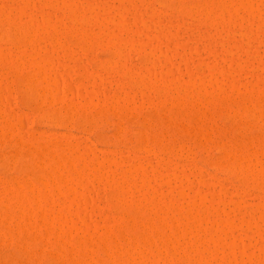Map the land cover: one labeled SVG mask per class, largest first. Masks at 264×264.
Listing matches in <instances>:
<instances>
[{
    "label": "rangeland",
    "instance_id": "1",
    "mask_svg": "<svg viewBox=\"0 0 264 264\" xmlns=\"http://www.w3.org/2000/svg\"><path fill=\"white\" fill-rule=\"evenodd\" d=\"M61 1L62 0H60V2H59V0L58 1L57 0H50V1L49 0H38V1L37 0H30L29 1L30 4H27V6H25V11H24V8H23L24 6L22 5L23 1H21V0L20 1L19 0H9V1L8 0H0V8H1L0 14L4 15V16L0 15V17H2L0 19V25H1L0 26V53H1L0 54V91H1L0 96H2V97H0V98H3V100L0 99V103H1L0 108L2 109V110L0 109V111H3L1 113L2 117L0 116V140H1L0 141V156H1L0 157V202L4 203V205H1V203H0V209L2 211V212L0 211V214L4 215L5 213L7 214V212L9 215H10V213L12 215L15 214L14 216L11 215L12 219L8 218V221L10 220L11 222L6 221L7 219L5 220V223L7 222V224H5V226H6L5 228L6 229L9 228L10 231H8V229H7L6 236H4V238L0 239V264H51V263L52 264H54V263L55 264H89L92 261V258L95 259L92 261V263L95 264V263H97L96 258H98V257H100L101 260L104 262L105 257H107L106 256V253L108 252L107 250H109V249H107L108 246L104 245L105 242L103 241L102 237L105 238L108 235L110 237L112 236L113 238L115 237L114 235H116L117 238L123 237L120 241L123 246L118 242L119 244L117 246L120 245L122 247V250L120 249V252H119L120 254L118 253L119 257H116V255H114V254H116L115 253L116 251L118 252V250H116L114 252V250L117 249L118 247L115 248L113 246L114 250L111 251V252H113V253H111V256H112L111 261L109 263H106V261L107 262L109 261L108 259L110 258V256H109V258L107 257V259L105 261L106 264H113V263L116 264V262H117V264H121V263L122 264H133V263L134 264H139V263L140 264H176V263L177 264H196V262L198 260L202 264H206V263L207 264H214V263L215 264H225V262H226V264H228V262L230 260L232 262V263L230 262L231 264H243L244 259H245L244 264H251V263L252 264H257V263L261 264L262 262L264 263V219H263L264 218V210H263L264 209V189H261V188H264V185H263L264 182H261V180L264 179V178H262L264 176V174L262 177L259 176V175H262V172L264 171V170H262V172H261L260 171L261 168H259L260 167L259 163L260 162L262 163V161L264 160L263 159L264 158V156H263L264 152L262 154V152L260 150L261 147H263V149H264V146H261V145H264V127H263L264 124L259 123V122H263V120H264L263 119L264 118V105H263L264 103L260 104L264 101V99H263V101H261V100L259 101V99H257L258 96L261 99L264 97V93H263L264 92V31H263L264 30V25H263L264 24V16H263L264 0H260L261 3L263 2L262 3L263 5L261 3L257 4L258 6L260 4L263 6L262 10H261V5H260V7H258V8H260L259 10L261 12L258 11L257 6H256V3L259 2L258 0H257V2L255 1L256 2V3H254L255 6L253 4H250L251 5L250 7H248L249 5L247 3L244 4V2H242V1L240 2L241 6H239V4H238L239 2H237L238 8H240V9H238L237 5L234 4L237 8V11L235 10L236 8L234 6L233 7L235 9L230 4H228L231 6V7L229 6L231 9L233 8L236 12H238L237 14H235L232 11L234 13V14L233 13L232 14L235 15L234 17L233 16L230 17L231 13L229 14V16L226 15L227 12L224 13L226 17L232 18L229 20L230 21L229 23H233L235 21L233 23V25L232 24L230 25L229 23H227L228 21H225V23H224V21H223L224 19H222V17L224 18L225 16H223L222 13H218L219 11L218 12L216 11L217 13L215 12L217 15V18H216V15H214V13H213L215 10L214 11L210 10L211 11L210 13L204 12V10H206V9L209 10L208 8L213 9L214 7H216L214 5L215 4L217 5V3H218L217 6H219V4H220V7H222L221 5H223L224 3L227 4L229 2V0H222V1H225L224 3L221 2L220 0H216L217 3H214V5H211V3L208 4L209 6H211V7L208 6V8H206V5H207L206 4V5H204V9L202 11H200L199 13H198V11L195 12V11L185 10L186 14H184V15H183V13H181L183 11H179L180 9H179V6H177V5L187 4V2L189 3L190 0L189 1L183 0L184 2L181 0L182 3H178L180 0L179 1L176 0V2H175V0H171V1L169 0L168 2H170V5L165 7V8L164 7L161 8L163 5L159 4L164 0H162V1L158 0L161 2H158L157 0H134V1L133 0H70V1L67 0V1H69L70 4H72V5L77 4L76 6H78V7H76L73 5L74 9L76 8L78 10L77 13L75 11L74 12L71 11L72 13L76 14V15L73 14L74 17H71V15H70L71 12L70 13L66 12L69 10L65 6V2H67V1H65V2H64V0H63V2H61ZM44 2H45V4H44ZM57 2H59V3H57ZM33 3H35L36 6ZM54 3H55V5H54ZM62 3H63V6L61 7L60 5ZM231 3H232V1H231ZM241 3H243V4H241ZM23 4L26 5V3H23ZM66 4H68V3H66ZM40 5H42L43 8ZM58 5H59V7H58ZM228 5H226V6H228ZM101 6H103V7H101ZM253 6H254V8L256 7L255 8L256 10L253 9ZM22 8H23V10H22ZM86 8H88V11ZM2 9H3V12H5V13L7 12V14L12 17V20L14 19V16H15L16 19H14V21H17V22L19 21L18 23H23L24 20H26V22L29 23L27 19H28L29 15H32V14H33L32 16H34L36 18L34 20V22L29 23V24H24V25H27L26 26L27 28H28V25L31 24L29 26L30 29H28V31H25L26 30L25 29L24 30L25 34L24 33H23L24 35L21 34L22 37H21V35H19L21 38H19V37H18L19 39L16 38L18 40L14 39L13 44H12L11 40H8V38L4 36L5 33L8 31V27L10 25L6 22L7 18L5 19V17L8 15L1 13ZM64 9H66V10L64 11ZM107 9H109V10H107ZM151 9H152V11H153V9L161 11L160 12L161 16L159 18L158 17L152 18L151 17L152 15H150ZM214 9H216V8H214ZM109 11H112V12H109ZM257 11H258V13H257ZM162 12H163V14H162ZM201 12L202 13L204 12L207 15L205 16V14H202ZM46 13H48V14H46ZM180 13L184 17H182L180 15ZM36 14H37V16H36ZM208 14H210V15L208 16ZM218 14L219 15L221 14L222 16L220 15L221 17L218 18ZM236 15L238 16L237 18H235ZM253 15H255L256 17ZM259 15H262V16L260 17ZM10 16H8V17H10ZM48 16L49 17L51 16V17L49 18ZM75 16H76V18H75ZM85 16H87V17H85ZM96 16H97V19L100 20V22L98 21L99 24H101L103 20L105 22L107 20L108 23L104 22L105 24H107V25H105L106 27L104 26V23H102L103 25L101 24L100 26L97 25V23H98L97 20H94V19H96ZM11 17H10V20H7V21L11 22L12 21ZM34 17H31V18H34ZM46 17H48V19H45ZM101 17H102V19H101ZM199 17H200V19H198ZM212 17H214V20L216 22L212 19ZM253 17H254V19H251ZM257 17L259 18V20H257L258 19ZM51 18H52L51 21H57V23H58V29H57V27H55L57 32H55L54 28H53L54 29L53 30L50 26H49L50 28L45 26V24L47 22H49L47 24V26L50 25V21H46V20H49ZM260 18H263V19H260ZM142 19L145 20L146 22L143 23ZM201 20H202V22H201ZM225 20H227V19H225ZM14 21H12V22L16 23ZM26 22H24V23H26ZM212 22H214V24ZM13 23H11V24H13ZM34 23L37 24L38 30H35V28L37 29V27H35V28L33 27V26H36V24H34ZM260 23H263L262 24L263 26L260 25ZM215 24H217V25H215ZM239 24H241V25H239ZM258 24H259V26H257ZM43 25H44V27H43ZM210 26H212V27H210ZM260 26H262V27H260ZM31 27H32V29H31ZM125 28H129V29H125ZM45 29H47V30H45ZM72 29H73V31H72ZM3 30H5V31L7 30V31L6 32L4 31L5 32L4 33ZM60 30L62 32H60ZM34 31H36V32L38 31L36 35H34V33H36ZM26 32H28V34ZM82 32H84L85 34L88 33V36L85 35L84 33L82 34ZM224 32H225V34H224ZM226 32L229 34H227ZM97 33H100V34H97ZM216 33H217V35H216ZM80 34H82L83 36L85 35L83 38H88L90 40V43L91 42H93V43L88 44L89 43L88 39H82V36ZM25 35L27 36V38H31V39L30 40L27 39ZM32 35H33V37H32ZM90 35L91 36L97 35V37L93 36V37H95V38H93L94 39L93 40V39H90V38H92V37H90ZM228 35H230V37ZM56 36H57V38H56ZM71 36H72V38H71ZM158 37H160V38H158ZM54 38L57 39L56 41H58L60 43L58 44L57 42H54L55 41ZM42 39H43V41H42ZM112 40L114 41V43H112ZM121 40L124 42L126 41V42L120 43ZM198 40H199V42H198ZM9 41H11V42H9ZM30 41H31V43H30ZM62 41H63V43H62ZM65 41H66V43H65ZM82 41L83 42L88 41V42L82 43ZM104 42H106V43H104ZM224 42H225V44H224ZM98 43H99V45H98ZM118 43L121 45H119ZM62 44H64V45H62ZM87 44H88V46H87ZM195 44H197V45H195ZM210 44H211V46H210ZM66 45H67V47H66ZM84 45H86V46L84 47ZM35 46H36V48H38V51L37 50L34 51L36 49ZM120 46H122V47H120ZM151 46L152 47L154 46L153 47L154 49ZM117 47H118V49H120L119 51L121 52L119 55H117L119 52V51L117 52ZM149 47L153 49L152 50L153 52L156 50L154 52V54L152 53V51ZM32 49H34V50H32ZM114 49H115V51H114ZM229 49H231V50H229ZM147 51H149L152 54L149 56L150 53ZM230 51H234V52L230 53ZM38 52H39V54H36ZM30 53L32 56L30 55ZM114 53H116V54L114 55ZM33 54L35 56L37 55L36 56L37 58L36 57L35 58L36 59L39 58L38 60L40 63L37 60L35 65H31V64L29 65L28 63H30L34 58ZM20 58H22V59L20 60ZM22 61H23V64H22ZM33 61H32V64H33ZM11 62L19 70H17L15 68V66L13 67V64ZM19 62H20V64H19ZM44 63H46V65H47V63L48 64L53 63L52 66H55L56 69L54 71L57 74L55 75V73H51L53 76H56L55 83H53L54 85L51 83H46L47 85L48 84L50 85V86L48 85L49 88L46 89L47 86L44 87L46 85L45 83H41V82L37 81L38 84L36 86H39L38 91H41L39 93H42L41 94V100L39 98L40 94L38 92L35 94L31 93L32 96L29 95L30 97L27 100L24 97V96H26V94H23V91L20 90V88L18 86V80H19L18 76H21V78L23 77L22 79H24L26 77L25 82H27V79L29 78V76H31L30 79H32V81L30 79H28V82H33V81L36 82L35 77L38 76V73L40 72V70L42 68L40 66L45 65ZM103 64L105 65V67L107 65L108 66L105 68L103 66ZM111 64H112V66H111ZM240 64H241V66H240ZM32 66H34V68ZM37 66H39L40 70L37 69L38 68ZM48 66H50V65H48ZM241 67H243V68H241ZM13 69L17 70L18 72L16 71V73H15V71ZM104 69H108L107 70L108 72ZM220 69H221V71H220ZM12 71H13L14 75L12 74ZM36 71H39V72L36 73ZM35 73H36V75H35ZM144 73H145V75H144ZM130 74L131 75L133 74L134 76L133 75L131 76ZM211 74L213 77L210 76ZM190 75H192V76H190ZM63 77H64V79H63ZM182 81H183V83H182ZM208 81H210V82H208ZM66 82L68 83V85L70 84L69 86H71V84H72L73 87H70L71 89H68L69 86L66 85ZM232 82H234V83H232ZM56 83H57V85H56ZM210 83H211V85H210ZM235 84H236V86H235ZM6 85H9V86H6ZM182 86L185 88H183ZM200 86H203V87H200ZM198 87H199V89H198ZM41 88H42V90H41ZM51 88H53V91L50 92V90H52ZM232 88L234 89V91ZM170 89H172V91ZM197 89H198V91H197ZM211 89H213V91H211ZM179 90H182L183 92L179 91ZM251 90H252L253 95L250 94ZM46 91H47V93H46ZM195 92L196 93L199 92L198 94H200V95L196 96L197 94ZM203 92H204L205 97L203 95H201V93H203ZM52 93L57 94L55 99L53 98L54 96L53 97L51 96ZM171 93H173V94H171ZM177 93H179L180 95L179 94L177 95ZM258 93H259V95H258ZM3 94H6V95H3ZM42 95H44V97H45L44 98L45 100L44 99L43 100L45 101L46 104L42 100ZM174 95L177 98H175ZM186 95L189 98L186 97ZM34 96H36V97L38 96L37 100H36V98H33ZM183 96H185V97H183ZM22 97L24 99H22ZM26 97H28V94ZM254 97H257V98L255 99ZM30 98L33 100H31ZM186 98L188 99V102L185 100H183L184 102L181 101L182 99H186ZM220 98L222 99V101H220ZM174 100H176V102ZM255 100L259 101V104L261 106L260 105L257 106L258 103ZM33 101L36 103H34ZM171 101H174L175 104ZM177 101H179V102H177ZM180 101L182 103H184L185 105L182 104ZM232 101H233V103H232ZM248 102H250V103H248ZM186 103H187V105H186ZM220 103H222V104H220ZM251 103L253 104L254 107L252 106ZM177 104H179V105H177ZM228 104L230 107L228 106ZM246 106H247V108H246ZM259 107H261V108H259ZM248 108H249V110H248ZM255 109H257V111H255ZM178 111L179 112L181 111V112L179 113ZM22 112H24V113L26 112V114L21 115V114H23ZM185 112H186V115H185ZM189 112L191 115L189 114ZM246 112H248V113H246ZM53 113H55V114H53ZM63 113L66 115L63 116ZM71 113H73V114H71ZM107 113H108V115H107ZM253 113L255 114L254 117H253ZM260 113H262V114H260ZM56 114H57V117H53ZM149 114H150V116H149ZM26 115L28 117H26ZM31 115H32V117H31ZM113 115H114V117H113ZM187 115H188V117H187ZM62 116L63 117L66 116V118H64V120H63ZM147 116L150 118H148ZM249 116H250V118H249ZM8 117L11 119V121H10V119H8ZM17 117H18V119L21 118V119H19L20 121L18 119L17 120L15 119ZM142 117H144V118H142ZM190 117L192 120L190 119ZM251 117H253V118H251ZM6 118L9 121H7ZM41 118H43V119H41ZM180 118H181V120H180ZM259 118H261V119H259ZM12 119L13 120L15 119V120L12 121ZM254 120H257V121L253 122ZM15 121H18L16 123H17V126H19L20 128L16 127L17 129L15 128V131L13 129H11L14 132L13 131L11 132V130L6 132L9 129H8V127L7 128L5 127V124H7L8 122L14 123ZM164 121L165 122L167 121L166 122L167 124ZM83 122H84V124H83ZM198 122H199V124H197ZM180 123L181 124L184 123V124L181 125ZM190 123H192V124H190ZM214 123L216 124V126ZM242 123H243V125H242ZM90 124L91 125L93 124V125L90 127L89 126ZM143 124H144V126H143ZM165 124H166V126H163ZM251 124H252V127H251ZM192 125L195 126L196 129L200 128L199 126H201L200 130L203 129L202 131L205 132L207 130L209 132L207 134L205 133L206 135L204 133H202L205 135V137H202L204 135H202L201 133L199 136V133H197V131L194 132L195 127H192ZM169 126L171 128H169ZM187 126H189V127L191 126V127L188 128ZM244 126L247 127L248 129L244 128ZM203 127H206V128H203ZM2 128L4 131L2 130ZM88 128L90 130H88ZM91 128H94V129H91ZM141 129L144 133L141 131ZM188 129H189V131H188ZM191 129H192V133H194V134L191 133ZM260 129H262V130H260ZM2 131L5 134V137H3L4 135L3 136L1 135ZM139 131L142 133V135ZM189 132L191 133L190 135H189ZM198 132H201V131L198 130ZM139 134H140V136H139ZM145 134H146V137L148 135V140H153V141L149 142L146 140L147 138L144 137L143 138V139H145L144 142L147 141V144L145 146L146 142L143 143V145L145 147H142V148H144V149H142L139 146L138 147L136 146L137 145L136 142H138V140L141 139V137H143V135H145ZM163 134H165V136ZM159 135H161V136H159ZM49 136H51L52 138ZM158 137L161 139V142H160V144L157 143V145H155L156 143L154 142V138H158ZM253 137H254V141H253ZM36 139H37V142H35ZM162 139H163V141H162ZM22 141H24V143ZM200 141H201V143H200ZM220 141H222V142H220ZM260 141H263V144L260 143ZM27 142H28V144H27ZM256 143H257V145H256ZM259 143H260V145H259ZM31 144H33V145H31ZM169 144L171 146H169ZM223 144L225 145V148H223V149H225V151L230 152V153H228V155L226 152V155L224 157H222L225 154L224 152H223L224 154L222 153V151H224V150L220 147V145L223 146ZM29 145H30V147H29ZM69 145H70V147H69L68 151H72V148H74V150L77 148L75 151H81L82 155L85 154L84 155L85 158L81 157V154L79 156L80 152H78L77 156H78V158L81 157L82 161L80 160L81 162L79 161L77 163V160H79L80 158L78 159L76 157L75 158V160H76L75 163H77V165H76L74 163L75 160L74 161L71 160L76 165L75 168L77 169V171L81 170L82 172H80L81 173L80 174L79 172L76 171L77 172L76 173L74 171L73 172L74 175H72L70 172H68L71 175V177H69V179H67L68 185L64 184V186H63L60 183V186L62 185V187H60V188H59V186H57L60 181L55 185L57 187H54V186L52 187V185H51V187L53 189L51 187H49V185H47L46 183L44 184V182H42L43 185H41L42 183L40 182V180L36 178L39 175L41 176V174H43V173L39 174L40 173L39 168L37 167L38 171L35 170L36 172H38L39 175H37V173H32V169H30L29 167L27 168V166H29L28 164L29 163L31 164L33 161L32 157L31 156L29 157L32 159V160L30 159L31 160L30 161L29 159L27 160L28 156L25 155L27 157L26 158L25 156H23V157H25V159H26L25 160L22 158V156H21V158L19 156H16V153H15V151L18 152L19 148H21L20 151H22V150L27 151V149H25V148H31V150H33V147H34V149H36V150H34L32 152L35 153V151H37V152L41 153V154L35 153L36 155H39V154L42 155V153L46 154V155L45 154L42 155L41 158L39 157L40 159H42V158L43 159L41 160V162L39 159L38 164L40 162V166H41V164H42V166L44 165V169L42 166H41L42 168H40V169L41 170L43 169V171L45 169L46 170L48 169L50 171V170H52V168H50V166H52L55 169V171L57 172L56 174L60 175L62 177L63 176L62 174H65V175L67 174L66 172L64 173V169L62 168L63 162H65L67 159H69L71 157V155H70L71 153L70 152L68 153V151L66 150V149H68ZM71 145H72V147H71ZM76 145H77V147H76ZM17 146H18V148H16ZM36 146L38 149L35 148ZM57 146H60V148H58ZM165 146L168 148L167 150H166ZM174 146L177 147V149ZM179 146L180 147L182 146V147L180 148ZM63 147H65V148L63 149ZM147 147H149V148H147ZM162 147L164 149H162ZM226 147H227V149L229 148L230 150H226ZM43 148L45 150H47V148H49V150H52L50 152L53 154L48 152L49 150H47L45 152V150ZM54 148L55 149L57 148L58 151H54L55 150ZM146 148L148 149L149 152L147 151ZM171 148L172 149L174 148V149L172 150ZM39 149H41V150H39ZM134 149H135V151H134ZM31 150H30V152H31ZM63 150H66L65 153L68 154L66 156L67 157L69 156V158H66L64 156L65 153L63 152ZM175 150H177L178 152H175ZM186 150H188V151H186ZM236 150H237V152H236ZM249 150H251V151H249ZM165 151H167V152H165ZM47 153L49 154V156L47 155ZM59 153L61 155L63 154L62 156L65 157L64 161L59 162V163H62L60 165H59L58 161H61L60 158L63 159L64 157H60L61 155ZM231 153H232V156L230 155ZM246 153H248V154H246ZM12 154H14V155H12ZM76 154H77V152H76ZM136 154L139 156H137ZM175 154H176V156H175ZM235 155H236V157L233 158V156H235ZM246 155L250 159L249 162H251V163H246V164H248L249 166H252L253 164H255L254 167H252V169L256 167L257 169L259 168L258 171L261 172V173L260 172L257 173V172H254V171H256V169H253V170L250 169L251 171L254 172L253 178H255V177L258 178V176H259V179L262 178L260 180L257 178H255L256 180L250 178L254 181H257V184H256V182L254 183V181H252V180L250 181L248 179L250 181L249 184L247 183L244 185V183H246L248 180L247 181L243 180L244 183L242 185V183L239 181L240 177H242L240 175L241 174L243 175V173L240 172V170H242V169L238 170V172L235 169L236 172L238 173L237 174L238 177H236V178H234L235 176L231 175L230 172H228V170H226V169L230 170V167H232V164L234 165V164H236V162H237V164H238V162L240 164L242 161H245ZM44 156H46V158H44ZM186 156H188V158H186ZM226 156L228 158L229 157L230 158L227 159ZM244 156H245V158H244ZM48 157H49V159H48ZM57 157L58 158L60 157L59 160L56 159ZM176 157L180 158V159H177ZM192 157H194L195 159ZM237 157L242 159L241 162H240L239 158L237 159ZM82 158H84V159H82ZM232 158L235 159L234 163L232 162L233 161ZM96 159L97 160L99 159L98 161H100L101 163H98ZM236 159L238 161H236ZM103 160H104V162H103ZM228 160L231 161L232 164ZM16 161H17V163H16ZM88 161L90 162V164H91V162L94 161L93 163H95L96 167H101V164H103V163L105 164V165L103 164V166L101 167L102 168L101 170L99 169L101 172L100 173L98 172L99 174H95L96 177H95L94 173H92L93 176H92V174H89V175L87 174L88 176H91V177H88V178L84 177V175H83L84 169H82L81 167H83L85 164L88 165L89 164V163L87 164ZM176 161H177V164H176ZM225 161H226L227 165H226ZM168 162L170 164L166 165V164H168ZM171 162H172L173 167L171 166ZM220 162L221 163L223 162L225 167H222L223 163L221 165ZM73 163H72V166H73ZM93 163H92V166H94ZM256 163L258 165H256ZM26 164H27V166H26ZM48 164H49V166H48ZM216 164H217V167L215 168ZM65 165H66V163L64 164V166ZM213 165H215V166H213ZM219 165H221V166L219 167ZM228 165H230V166L227 168ZM19 166L22 167V170L26 166V168H25L26 171L23 170V171H21V173H19L18 171H20V169H21ZM45 166H47V167L45 168ZM89 166L92 167L91 165H89ZM263 166H264V163H262V166H261L262 169L264 168ZM18 167H19V169H18ZM175 167L177 169H175ZM249 168H251V167H249ZM34 169H36V168H34ZM94 169H95V166H94ZM60 170H62L63 173ZM55 171H51V172L54 173ZM58 171H60V172H58ZM71 171H73V170H71ZM160 171H162V174L164 175V176L162 175V177L167 176L166 179H168V182H170V183H167V181L164 183L162 181L158 182V180L153 179V178H155L154 177L155 175L157 176V174H155V172H160ZM23 172H25V173H23ZM26 173H28V174H26ZM124 173L127 175H125ZM21 174H24V176H21ZM77 174H79V176L81 175L82 178L77 176ZM33 175L36 178V180H34L35 178L33 177ZM70 175L68 174V176H70ZM159 175H160V173H159ZM180 175H182V176H180ZM72 176H74V177H72ZM31 177L33 178L34 183H36V184H34L35 186L33 185L34 187H36L35 190H37V188L39 190V191L38 190L33 191V192H36V193H34L35 195H31L30 193H32V192L27 193L25 191L26 188L30 186V183H31V185L33 183ZM63 177H62V181H64ZM66 177L67 176L64 177L65 178L64 182L67 181ZM140 177H143V178L145 177V179L147 178L148 182H149V179L151 178L150 179L151 184H153V186H155V187H152V185H151V187L153 190H154V188L156 190L154 192L148 191L150 189V187L147 186V189H148L147 190L146 186L145 187L142 186L143 181ZM23 178H25V181ZM181 178L184 179V181H182ZM20 179L21 180L23 179L22 180L23 183ZM70 179H71V181H70ZM145 179H143L144 180L143 183L147 184V182H145L146 181ZM243 179H244V175H243ZM3 180H5L6 182ZM16 180H18L19 183L16 182ZM79 180H80V182H79ZM127 180H128V182H127ZM230 180H231V182H230ZM73 181H74V183H73ZM241 181H242V178H241ZM117 182H118V185H115V184H117ZM122 182L124 183V185L122 184ZM179 182H180V184H179ZM251 182H253L254 184ZM157 183L158 184L160 183V185H158ZM71 184H73V186ZM171 184H172V186H171ZM46 185L48 186L47 187L48 189H45L46 191H43L44 188H46L45 187ZM113 185H114V187H113ZM262 185H263V187H262ZM21 186H22V188H21ZM140 186H141V188H140ZM225 186H228V187L225 188ZM71 187L73 189H71ZM75 187L78 190V191L76 190L77 193L75 192L76 195L74 194V192L72 193V191L75 190ZM117 187L119 188V190L117 189ZM120 187H123V189L122 188L120 189ZM126 187H128L129 190ZM157 187H159V188H157ZM58 188H59V190H58ZM142 188H144V189H142ZM182 188H184V189H182ZM227 188H229V189H227ZM20 189L22 192L24 191L22 196L26 192V194H27L26 197L25 196L21 197V194H19L21 192ZM68 189H69V191H68ZM27 190H29V189L27 188ZM32 190H34V188ZM52 190H55L56 193H55V191L53 192ZM179 190H181V191H179ZM47 192H49V194ZM69 192H71L72 194ZM162 192H163V194H162ZM179 192H181V193H179ZM17 193L19 194V196L17 195ZM38 193H39V195H38ZM44 193H45V197L47 196L46 197L47 199H45V197H42L44 195ZM152 193L154 196L152 195ZM154 193H156V194H154ZM122 194H124V196H121ZM161 194H162V196H161ZM16 195L18 196V198H21V199H19L20 201L18 200L19 203H18V201L16 202V200H15L17 198ZM74 195L76 196V198H79V201H80L79 203H82L83 205H81V204H80V206H78L76 204H73V205L70 204L69 205V203H74L73 201L70 200V199H72V197ZM81 195H82V197H81ZM118 195H119V197H118ZM32 196L34 198H37V199L35 200ZM151 196H152V198L153 197L154 198L156 197V198L155 199L153 198L151 200ZM27 197H29L30 199L33 198L32 199L33 201L32 200L29 201V199H28L33 210L31 209L29 203H27V204L25 203L26 205L23 203V202H26L25 200H27ZM39 198H41V199L39 200ZM76 198H74L73 200H77ZM115 198H116V200H118V202H116ZM203 198L204 199L207 198V200H204ZM53 199L55 201H53ZM86 199H89V200H86ZM111 199H112V201H111ZM126 199H128L127 202H125ZM194 199H196V200H194ZM210 199H213V201L212 200L209 201ZM61 200H63V202ZM130 200H131V202L135 201L136 204L138 203V205H136L135 203L132 202L133 204H135L138 207L137 208L134 205L137 211L129 209L128 206L131 204V203H129ZM171 200H173V201H171ZM188 200L190 203L188 202ZM86 201H87V203H86ZM180 201H182V202H180ZM196 201H197V203L199 202V205L196 203ZM20 202H21L22 206L21 205H19V207L17 206L20 211L15 210V209H17V208H15L16 205L20 204ZM36 202H38V203H36ZM168 202H171V204L173 203V205L179 210V212L180 213L182 212L181 214H183L184 211L189 209V208H187V207H189V205L191 206V205L195 204L196 209L198 207L200 210L202 209L201 211L203 212V215L201 214V211L199 214L197 213V216H199L201 214L199 217L204 219V220L202 219V222L200 221L199 217H197L199 219V220H197V222H196V219L193 221L194 218L191 215H188V217H190V218L192 217V219H191L192 221L190 220V218L187 219L186 218L187 215L185 216L186 212L184 214L185 217H183L187 220V227H189V225H190L189 229L192 227L191 226L192 224L194 225V223H196V227H199V226H197L198 224L201 225L200 228L203 226L201 229L202 231L200 230V228H198L197 229L198 231H197L196 229H193L194 227H192L191 229L194 231L196 230L197 232L195 233L193 231L195 233L193 235H195V236L191 235L193 232L190 229V232H191L190 233L189 229L187 227H185L186 220L183 218L182 219L184 221H182V223H183L182 225H184L183 227L187 228L188 230H184V228L182 227L181 224L180 225L178 224L179 225V227H178V225L176 223H177V221H179L178 220L179 218H180V220H182L180 217L182 215L180 214V216H179V212L176 209L175 210L177 212L172 211V213L173 212L175 213V214L173 213L174 214L173 218L171 215L172 214L171 211L169 213V209H168V213L166 212L165 214L166 215L170 214V216H166V218H163V217L162 218L165 220L166 219L169 220L168 222L172 223L173 226H174V224H176L179 229L183 228V230L186 231V233H184V235L187 234L186 237H184V236H183L184 238L181 237L183 230L181 231L178 229V232L180 231L179 232L180 235L177 234L178 233V232H176L177 227L175 228L176 231L174 230L175 233L173 231L169 230V228L170 229L172 228V225L171 226L169 225L170 223H168V225H169L168 228L166 226L167 229L164 226L165 224L162 225V226H164V228L166 230L164 228L160 229L161 226H158V225L157 226L160 228H158V227L156 228L153 226L157 230H154V228H152V231H151V226L149 229L150 231L148 230L149 227L145 228L146 225H145V227H143V225H144L143 223L146 224L147 221L151 222V223L148 222V224H150V225L155 224V220L157 218L161 217L162 214L164 215L165 211L164 212L162 211L163 212L162 213L160 211V209H162V207L164 206L163 210H167L164 208L169 207L170 204ZM239 202L241 205L239 204ZM5 203H8L6 205L9 208L7 206L5 207ZM10 203L13 204V207H14L13 209H12ZM14 203H16V204H14ZM128 203H129V205H127V207H126V204H128ZM153 203H156L155 204L156 205V212H155V207H154ZM164 203H168L167 204L168 207L167 206L165 207ZM65 204H67V205H65ZM146 204H148V205H146ZM158 204L161 205L160 206L161 208L157 206ZM177 204H178V206H177ZM27 205L30 207L31 210L28 208ZM36 205L38 206V208H37L38 210L36 209ZM139 205H141V206H139ZM257 205H259V206H257ZM23 206L25 208H23ZM44 206L46 207L45 209H44ZM211 206H213V207H211ZM223 206H225V208ZM40 207H41V210L39 209ZM132 207H133V205H132ZM232 207H234V208H232ZM26 208H28L29 210L27 211ZM68 208H70V209L68 210ZM126 208H128L130 211H128V209H126ZM135 208L133 207L132 209H135ZM21 209H23V211L25 210L27 214L25 213V211L21 212ZM230 209H232V210H230ZM51 210H53V211H51ZM62 210L63 211L65 210V212L62 213ZM152 210H154V213L152 212ZM220 210H222V211H220ZM223 210H224V214H222ZM48 211L49 212L51 211V213H48ZM210 211H212V212H210ZM125 212L128 214V216ZM36 213L38 215H36ZM52 213L57 214V215H54ZM61 213H62V216H61ZM65 213H66V215H65ZM28 214H29L30 219H28V217H27ZM121 214H123V215H121ZM150 214H151V216H153L154 214L155 215H154V217H151ZM156 214H160V216L157 217ZM220 214H222V218H223V215H226V216L228 215L227 217L230 221L231 226L228 225L229 222H228V219L226 218V216H224V218H226L227 223L224 222L225 219H220L221 218ZM9 215H7V216H9ZM22 215H24L25 218ZM30 215H33V216H30ZM35 215H36V217H35ZM41 215H42V217H41ZM50 215L52 216L51 218H54L57 216L58 218L60 217L59 219L67 216L66 221L68 223V227H66L67 223L65 222V220L61 221L62 224L65 223L62 225L61 222L60 223L58 222L59 220L57 217H56V221L54 218L51 222L50 221L51 220ZM43 216H44V218H43ZM119 216H122L124 218L126 217L127 219L126 218L120 219ZM146 216L150 217V218H146ZM243 216H245V217H243ZM26 217H27V219H26ZM63 218H62V220H63ZM162 218H160V220ZM206 218H207V220H206ZM247 218L249 221L247 220ZM21 219L22 220L26 219L27 222H26V220H25V222L27 224L24 221H22ZM42 219H44V221H42ZM135 219L136 220L139 219L138 220L139 222L137 221L138 224H137ZM143 219L146 222H144ZM148 219H150V220H148ZM170 219L172 220V222ZM174 219H176V220H174ZM28 220L30 221V224L32 225L33 228L30 227V225L28 224V222H29ZM33 220H34V222H32ZM48 220H49V222H47ZM127 220H129V222H127ZM15 221H18V222H15ZM38 221H39V224L37 223ZM141 221H143V223H140ZM157 221H158V219H157ZM173 221H175V222H173ZM221 221L223 224V225L221 224L223 226V228L221 227V225L219 226ZM23 222L25 224H23ZM41 222H42V224H41ZM16 223H17V226H16ZM130 223H132V224L134 223L133 224L134 227L136 225L137 226L135 228H132V226H131V228H130ZM165 223H166V221H165ZM70 224L73 226V228L75 226V228L72 229L73 232L71 230V232L73 233L72 235H74V237L80 238V240L84 239V236H86V238H87L86 243L83 240L78 241L79 239L77 240V238H74V240H73V241H76L77 243L76 242L75 243L69 242V239L72 238L70 235L69 236L71 238L69 237V239H64L65 241L63 240V242H61L62 239H61V236L59 234H62V233L63 234L64 233L69 234L70 232L68 233L67 231H69V228H71ZM73 224H75V225H73ZM217 224H218V228L221 227L220 228L221 231H222V229L226 230L224 228H227V229L229 228L230 230L229 231L226 230L223 234H221L223 231L221 232L219 229L218 231H220V233L216 230L217 234H215V232H213L215 229L214 230H212V229L214 227L216 228ZM255 224H256V226H255ZM54 225H55V227H53ZM56 225H59L60 228H59V226H56ZM212 225H213V228L211 229L212 232H210V233H212V234L214 233L213 237L215 238L214 240L216 242L219 241V242H217L218 244L216 243V246L218 245L216 247V250H214L215 247H213V246H215L214 245L215 241L211 240L209 242L211 235H212V234L211 235L209 234V230H210V227ZM247 225L250 226L251 228L248 227ZM62 226H64L63 227V228H65L64 230H63ZM258 226H260V227H258ZM137 227H138V232H141L140 236L136 230ZM142 227L145 230L146 229L148 230V231L146 230L148 232V234H150V232H152L153 236L156 235L155 237H158V233H159L158 238L159 239L161 238V240L157 239V243L160 241L158 243L159 245L157 244L158 247H160V245L162 243V240H163L162 238L166 239L165 237H168V236H170L168 238L172 237L171 234H169V233L172 232L173 236L175 234L177 235V236L175 235L171 239H173L175 237L178 238V236H180L181 238L177 239V240H180V242L177 241L179 244L178 243H177L178 245L176 244L178 246V248H177V246L175 247V250H177V251L174 254H176V255H174L171 252H169V253L166 252L167 249H165V248H167V245L171 244V242H170L171 240L168 241V243H170V244L167 243V240H164V244L167 243V245H163V243H162L163 248L165 249L164 251H163V249L161 250L164 253V254L162 253L163 255L160 253L161 247L158 250V247L154 248L153 245H150L153 247V250L155 249L152 252L155 253L158 250L159 252L157 251V253L160 254L159 256L157 254L156 255L154 254V256H155L154 257L152 255L150 249H149V244H147L148 246L143 244L142 238H144V234L146 235V231H144V232L141 231ZM205 227L208 229L207 233L210 236H208L206 234V232H204L206 229ZM235 227H237V228H235ZM53 228L56 230L53 231ZM95 228L98 230H96ZM127 228H128V230H129V228H130V230L134 229L133 230L134 234L136 233L138 235V237H141L142 240H139L140 238L138 239L137 237L134 236V234L131 235L133 233V231H125ZM218 228H216V229H218ZM51 229H52V231H50ZM86 229L88 231H86ZM172 229H174V228H172ZM207 229H206V231H207ZM22 230H23V233L22 232H21L22 234L19 233ZM28 230H29V232L32 231V232H30V234H32V236L34 234V231H36L35 234L37 236L34 234L35 237L34 236L33 237L35 238V242L37 241L36 243L38 244V247H37L36 243L33 244V245H35L34 248H33V245H31L32 246L31 248H33V250H32L33 252L30 254L29 257L27 255H25V257H24V255L21 253L22 251L18 250V248H20L21 245L23 246L25 244L23 236H24L25 232L26 233L28 232ZM119 230H121L123 233L120 232ZM45 231H47V232H45ZM93 231H94V233L95 232L96 233L94 234ZM109 231H110V233H109ZM113 231H116V232H113ZM187 231L189 233H187ZM9 232L11 233L10 234L11 239H10V236L8 234ZM50 232L52 234H50ZM119 232L122 234H120ZM14 233H16L17 235L19 234V237H17V235ZM38 233H39V235H38ZM91 233H92V235H91ZM115 233H117V234H115ZM161 233H163V235H161ZM142 234H143V237H142ZM196 234H197V236H196ZM54 235L56 238L54 237ZM58 235L60 238H58ZM232 235H234V236H232ZM13 236L16 238V240ZM40 236H42V237H40ZM89 236H90V239L92 240L91 242H90ZM96 236L98 238L100 237L99 239L104 243L102 244L101 241L99 243L98 240L95 241L96 239H98ZM130 236L132 238H134V241H137V239L139 240V242L137 241L138 246L133 240H131ZM36 237L37 238L39 237V238L37 239ZM107 238H105V239H107ZM117 238H116V240L119 241L120 239H117ZM216 238H218V239H216ZM4 239H5V242H4ZM20 239H22V240L20 241ZM57 239H58V241H57ZM182 239L185 241H183ZM128 240H131V242H128V243H131L132 247L130 246V244L126 243ZM19 241L23 242V243H20ZM41 241L43 242V245H42ZM165 241H166V243H165ZM191 241H193V243ZM18 242H19V246H17ZM54 242H56V243L58 242V245H56ZM65 242H67V243H65ZM83 242H84V244H83ZM16 243H17V245H15ZM61 243L65 244L64 246L67 249V250H65V252H62V253L58 252L59 250L58 251L55 250L54 252L51 251V249H52L51 247H53L52 250H54L55 247L59 248ZM243 243H245V244H243ZM46 244H47V246H46ZM86 244H89V245L86 246ZM96 244H98V247L96 246ZM99 244H101L100 246L102 248L99 246ZM139 244H142V245L139 246ZM203 244L206 246H207V244H209L210 247L207 246V249H205L206 246H204ZM53 245L54 246L56 245V246L54 247ZM133 245H136V246L133 247ZM155 245H156V243H155ZM244 245H245V247L243 248ZM15 246H16V248L14 250ZM44 246H45V248H44ZM124 246H126V247H124ZM170 246L172 249L171 251H174L173 250L174 247L172 248V244ZM170 246H168V250L170 249ZM41 247L43 250L41 249ZM121 247H119V248H121ZM152 247H151V249H152ZM187 247H189V248H187ZM68 248L69 249L72 248L70 250V252H68V250H69ZM98 248L101 250H99ZM103 248H106V249H103ZM142 248L145 250H143ZM210 248H212V249L210 250ZM111 249H112V247H111ZM98 250L101 252H98ZM102 250H103V253L105 250L107 251L105 253V255L102 253ZM126 250H127V252H126ZM146 250H148V251H146ZM121 251H122V253H123V251L125 252V253H123L124 255L122 254L123 257H120ZM136 251H141L140 254H142V253L145 254L146 252L147 253L145 254V256L142 254L143 255L142 256V255H139V253ZM221 251H223V252H221ZM34 252H35V254H34ZM67 252L69 253V255ZM217 252H218V254H217ZM19 253H21V254H19ZM51 253L54 255L55 258L53 257V255ZM58 253L60 256H56ZM206 253H207V255H206ZM222 253H223V255H222ZM258 253H260V254L258 255ZM14 254H16V255H14ZM90 254L92 257L90 256ZM112 254L118 259L113 257ZM171 254L174 256L171 257ZM51 255H52V257H51ZM164 255H165L166 259L164 257H162ZM201 255H202V257H201ZM7 256H8V260L6 261ZM193 256H194V258H193ZM9 257H11L12 260ZM32 257H34V258H32ZM56 257H57V260H56ZM131 257H132V259H130ZM147 257H150V258H147ZM199 257L202 258V260L199 259ZM203 257L204 258L206 257L207 259H204ZM26 258H28V259L26 260ZM64 258H66V259H64ZM229 258H230V260H228ZM13 259H14V261H13ZM15 259H17V260H15ZM10 260H11V262H10ZM54 260H56V261H54ZM58 260H59V262H57ZM191 260H193V262ZM207 260L210 263H208ZM53 261H54V263H53ZM199 261L197 262V264H201ZM103 262H102V264H105Z\"/></svg>",
    "mask_w": 264,
    "mask_h": 264
},
{
    "label": "bare ground",
    "instance_id": "2",
    "mask_svg": "<svg viewBox=\"0 0 264 264\" xmlns=\"http://www.w3.org/2000/svg\"><path fill=\"white\" fill-rule=\"evenodd\" d=\"M8 1H9V0H8ZM19 1H20V0H19ZM21 1H23V2H22V5L24 6L23 8H24V11H25V6H27V4H30V2H29L30 0H28V1H27V0H25V1H24V0H21ZM37 1H38V0H37ZM49 1H50V0H49ZM57 1H58V0H57ZM65 1H67V0H64V2H65ZM69 1H70V0H69ZM69 1L65 2V6H66V8L69 9V10L66 11V12L70 13L71 11H72V12L75 11V12L77 13L78 10H77L76 8H75V9H76L77 11L74 9V6H76L77 4H75V5L73 4V5H74V6H73L72 4L69 3ZM133 1H134V0H133ZM133 1H132V2H133ZM157 1H158V0H157ZM161 1H162V0H161ZM161 1H158V2H161ZM168 1H169V0H164V1H162L161 3H159L160 5H161V4L163 5L161 8H163V7L165 8V7L169 6V5H170V2H168ZM170 1H171V0H170ZM178 1H179V0H178ZM180 1H181V0H180ZM180 1H179L178 3H182L183 0H182L181 2H180ZM188 1H189V0H188ZM220 1L223 2V3L225 2V1H222V0H220ZM231 1H232V3H231ZM241 1L244 2V4L247 3V4L249 5V6H248V5L246 4L248 7L251 6L250 4H253V5H254V3L257 2V0H229V2H228L227 4H226V3H224V4L222 3L223 5H221L222 7H220V4H219V6H217L218 3L216 2V0H190L189 3L187 2V4H181V5H177V6H179V9H180L179 11H183V12H181V13H183V15H184V14H186L185 10H190V11H195V12L198 11V13H199L200 11H202V10L204 9V5L207 4V5H206V8H208V6H209L208 4L211 3V5H214V3H217V5H216V4L214 5V6H216V7H214V8H216V9H214V8H213V9H212V8L210 9V8H208L209 10H207V9L205 8L207 11L204 10V12H205V13H206V12H207V13H208V12L210 13V12H211L210 10H213V11L215 10V11L213 12L214 15H216V13L219 11L218 13H222L223 16H225L224 13L227 12L228 14L226 13V15L229 16V14L231 13V14H230V17H231V16L234 17L235 15H233V14H234V13H235V14L238 13V12H236V11H237V8H238L237 2H239L238 4H239V6H241V5H240V2H241ZM255 1H256V2H255ZM258 1H259V2L256 3V6H257L258 11H260V10H259L260 8H258V7H260V5H261L263 2L261 3L260 0H258ZM28 2H29V3H28ZM59 2H60V0H59ZM59 2H57V3H59ZM61 2H63V0H62ZM148 2H149V1H148ZM150 2H151V1H150ZM175 2H176V0H175ZM183 2H184V1H183ZM19 3H20V2H19ZM23 3H26V5L23 4ZM55 3H56V2H55ZM55 3H54V5H55ZM66 3H68V4H66ZM74 3H75V2H74ZM212 3H213V4H212ZM258 3H261V4L258 6V5H257ZM33 4L35 5V3H33ZM44 4H45V2H44ZM225 4H226V5L230 4L232 7L234 6L235 8H236L235 5H237V8H236V9L233 7L236 11H235L233 8H232V9H233V10H232V9L230 8V7H231L230 5L226 6ZM234 4H235V5H234ZM241 4H243V3H241ZM31 5H32V4H31ZM47 5H48V4H47ZM47 5H46V6H47ZM56 5H57V4H56ZM246 5H245V6H246ZM262 5H263V4H262ZM262 5H261V10H262V8H263ZM18 6H19V5H18ZM20 6H21V5H20ZM35 6H36V5H35ZM40 6H42V5H40ZM44 6H45V5H44ZM60 6L62 7V6H63V3H62ZM65 6H64V7H65ZM229 6H230V7H229ZM245 6H244V7H245ZM247 6H246V7H247ZM254 6H255V5H254ZM254 6H253V9L256 8V7L254 8ZM28 7H29V6H28ZM49 7H50V6H49ZM56 7H57V6H56ZM58 7H59V5H58ZM58 7H57V8H58ZM76 7H78V6H76ZM90 7H91V6H90ZM101 7H103V6H101ZM152 7H153V6H152ZM209 7H211V6H209ZM212 7H213V6H212ZM19 8H20V7H19ZM23 8H22V10H23ZM26 8H27V7H26ZM42 8H43V6H42ZM108 8H109V7H108ZM157 8H158V7H157ZM0 9H1V8H0ZM53 9H54V8H53ZM86 9H87V11H88V8H86ZM86 9H85V10H86ZM91 9H92V8H91ZM159 9H160V8H159ZM168 9H169V8H168ZM238 9H240V8H238ZM19 10H20V9H19ZM60 10H61V9H60ZM65 10H66V9H64V11H65ZM107 10H109V9H107ZM255 10H256V9H255ZM8 11H9V10H8ZM79 11H80V10H79ZM114 11H115V10H114ZM174 11H175V10H174ZM216 11H217V12H216ZM232 11H233L234 13H233ZM238 11H239V10H238ZM258 11H257V13H258ZM22 12H23V11H22ZM28 12H29V11H28ZM42 12H43V11H42ZM72 12L70 13V15H71V17H74V15H76V14H74V13H72ZM83 12H84V11H83ZM93 12H94V11H93ZM109 12H112V11H109ZM160 12H161V11H159V10L153 9V11H152V9H151V13H150V12H149V13H150V15H152V16H151L152 18H153V17H154V18H155V17H156V18H157V17L159 18V17L161 16V15H160ZM184 12H185V13H184ZM195 12H194V13H195ZM204 12H203V13L201 12V13H202V14H205ZM215 12H216V13H215ZM255 12H256V11H255ZM255 12H254V13H255ZM260 12H261V11H260ZM263 12H264V11H263ZM1 13H3V14H7V12H6V13L3 12V9H2V11H1ZM11 13H12V12H11ZM32 13H33V12H32ZM68 13H67V14H68ZM80 13H81V12H80ZM94 13H95V12H94ZM165 13H166V12H165ZM181 13H180V15H181ZM189 13H190V12H189ZM232 13H233V14H232ZM28 14H29V13H28ZM46 14H48V13H46ZM73 14H74V15H73ZM91 14H92V13H91ZM111 14H112V13H111ZM162 14H163V12H162ZM191 14H192V13H191ZM195 14H196V13H195ZM252 14H253V13H252ZM255 14H256V13H255ZM260 14H261V13H260ZM0 15H2V14H0ZM7 15H8V14H7ZM32 15H33V14H32ZM32 15H29V17H28V19H27L29 23L34 22V20L36 19V18H35L34 16H32ZM34 15H35V14H34ZM112 15H113V14H112ZM200 15H201V14H200ZM206 15H207V14H205V16H206ZM209 15H210V14H208V16H209ZM211 15H212V14H211ZM220 15H221V14H220ZM220 15L218 14V18L222 16V15H221V16H220ZM2 16H4V15H2ZM8 16H10V15H8ZM8 16H6L5 19L7 18V20H10V17H11V16H10V17H8ZM27 16H28V15H27ZM36 16H37V14H36ZM115 16H116V15H115ZM181 16H182V15H181ZM201 16H202V15H201ZM212 16H213V15H212ZM244 16H245V15H244ZM253 16H255V15H253ZM257 16H258V15H257ZM259 16L261 17L262 15H259ZM263 16H264V13H263ZM31 17H34V18H31ZM48 17H49V16H48ZM48 17H46L45 19H48ZM50 17H51V16H50ZM50 17H49V18H50ZM68 17H69V16H68ZM85 17H87V16H85ZM177 17H178V16H177ZM182 17H184V16H182ZM230 17H226V16H225L224 18L222 17V19H224V20H223L224 23H225V21H228L227 23H229V22H230L229 20L232 19V18H230ZM237 17H238V16L236 15L235 18H237ZM255 17H256V16H255ZM1 18H2V17H0V19H1ZM3 18H4V17H3ZM8 18H9V19H8ZM30 18H31V19H30ZM52 18H53V17H52ZM52 18L49 19V20H46V21H50V25L47 26V24L49 23V22H47V23L45 24V26H46V27H49V26H50L52 29H53V28L55 29V27H57V29H58V23H57V21H51ZM56 18H57V17H56ZM56 18H55V19H56ZM66 18H67V17H66ZM75 18H76V16H75ZM175 18H176V17H175ZM180 18H181V17H180ZM210 18H211V17H210ZM216 18H217V15H216ZM216 18H215V19H216ZM247 18H248V17H247ZM257 18H258V17H257ZM14 19H16L15 16H14ZM14 19L12 20V17H11V20H12V21H14ZM29 19H30V20H29ZM37 19H38V18H37ZM42 19H43V18H42ZM71 19H72V18H71ZM101 19H102V17H101ZM110 19H111V18H110ZM143 19H144V18H143ZM143 19H142V20H143ZM198 19H200V17H199ZM212 19L214 20V17H212ZM222 19H221V20H222ZM225 19H227V20H225ZM233 19H234V18H233ZM249 19H250V18H249ZM251 19H254V17L251 18ZM260 19H263V18H260ZM3 20H4V19H3ZM7 20H6V22H7L10 26L8 27V31L6 30L7 32H6L5 30H3V32H4V31L6 32V33L4 32V33H5L4 36L7 37L8 40H11V41H12V44H13L14 39H16V38H18V37L21 38L22 35L25 34L24 32H25V31H28V29H30L29 26H30L31 24L28 25V28H27V27H26L27 25H24V24H29V23L26 22V20H24V22H26V23H24V22H23V23H18L19 21H18V22H17V21H14V22H16V23H13L12 21L9 22V21H7ZM78 20H79V19H78ZM94 20H97V22H98V21L100 22V20L97 19V16H96V19H94ZM202 20H203V19H202ZM202 20H201V22H202ZM210 20H211V19H210ZM240 20H241V19H240ZM257 20H259V18H258ZM71 21H72V20H71ZM82 21H83V20H82ZM85 21H86V20H85ZM214 21H215V20H214ZM241 21H242V20H241ZM250 21H251V20H250ZM261 21H262V20H261ZM35 22H36V21H35ZM94 22H95V21H94ZM99 22L97 23L98 26H100V25H101L102 23H104L105 21L103 20L101 24H99ZM106 22H107V20H106ZM106 22H105V23H106ZM142 22L144 23V22H146V21L143 20ZM215 22H216V21H215ZM231 22H232V21H231ZM234 22H235V21H234ZM234 22H233V23H234ZM251 22H252V21H251ZM256 22H257V21H256ZM11 23H13V24H11ZM105 23H104V26L107 25V24H105ZM107 23H108V22H107ZM206 23H207V22H206ZM206 23H205V24H206ZM210 23H211V22H210ZM212 23L214 24V22H212ZM218 23H219V22H218ZM233 23H229V24H230V25H231V24L233 25ZM237 23H238V22H237ZM239 23H240V22H239ZM241 23H242V22H241ZM258 23H259V22H258ZM4 24H5V23H4ZM34 24H36V23H34ZM93 24H94V23H93ZM95 24H96V23H95ZM208 24H209V23H208ZM256 24H257V23H256ZM262 24H263V23H260V25H262ZM65 25H66V24H65ZM97 25H96V26H97ZM102 25H103V24H102ZM144 25H145V24H144ZM211 25H212V24H211ZM215 25H217V24H215ZM225 25H226V24H225ZM227 25H228V24H227ZM235 25H236V24H235ZM235 25H234V26H235ZM239 25H241V24H239ZM242 25H243V24H242ZM263 25H264V24H263ZM263 25H262V26H263ZM0 26H1V25H0ZM59 26H60V25H59ZM71 26H72V25H71ZM98 26H97V27H98ZM113 26H114V25H113ZM257 26H259V24H258ZM262 26H260V27H262ZM6 27H7V26H6ZM33 27H34V28L37 27V29L35 28V30H38V26H37V24H36V26H33ZM43 27H44V25H43ZM50 27H49V28H50ZM75 27H76V26H75ZM105 27H106V26H105ZM210 27H212V26H210ZM214 27H215V26H214ZM4 28H5V27H4ZM4 28H3V29H4ZM81 28H82V27H81ZM98 28H99V27H98ZM100 28H101V27H100ZM102 28H103V27H102ZM230 28H231V27H230ZM258 28H259V27H258ZM6 29H7V28H6ZM25 29H26V30H25ZM31 29H32V27H31ZM42 29H43V28H42ZM47 29H48V28H47ZM47 29H45V30H47ZM54 29H53V30H54ZM73 29H74V28H73ZM73 29H72V31H73ZM93 29H94V28H93ZM104 29H105V28H104ZM104 29H103V30H104ZM125 29H129V28H125ZM217 29H218V28H217ZM259 29H260V28H259ZM24 30H25V31H24ZM49 30H50V29H49ZM75 30H76V29H75ZM81 30H82V29H81ZM111 30H112V29H111ZM133 30H134V29H133ZM257 30H258V29H257ZM95 31H96V30H95ZM99 31H100V30H99ZM134 31H135V30H134ZM263 31H264V30H263ZM29 32H30V31H29ZM34 32H36V31H34ZM37 32H38V31H37ZM37 32L34 33V35H36ZM55 32H57L56 29H55ZM58 32H59V31H58ZM60 32H62V31L60 30ZM66 32H67V31H66ZM80 32H81V31H80ZM100 32H101V31H100ZM219 32H220V31H219ZM4 33H3V34H4ZM23 33H24V34H23ZM26 33L28 34V32H26ZM83 33H84V32H82V34H83ZM212 33H213V32H212ZM226 33H227V32H226ZM21 34H22V35H21ZM29 34H30V33H29ZM82 34H80V35L82 36V39H88V38H83L85 35L88 36V33H86V34L84 33V34H85L84 36H83ZM97 34H100V33H97ZM103 34H104V33H103ZM224 34H225V32H224ZM224 34H223V35H224ZM227 34H229V33H227ZM227 34H226V35H227ZM6 35H7V36H6ZM19 35H21V37H20ZM64 35H65V34H64ZM64 35H63V36H64ZM78 35H79V34H78ZM101 35H102V34H101ZM216 35H217V33H216ZM25 36H26V35H25ZM59 36H60V35H59ZM68 36H69V35H68ZM93 36H95V35H93ZM93 36L90 35V37H92V38H90V39H93V38L97 37V35H96L95 37H93ZM158 36H159V35H158ZM220 36H221V35H220ZM228 36L230 37V35H228ZM231 36H232V35H231ZM5 37H4V38H5ZM32 37H33V35H32ZM64 37H65V36H64ZM113 37H114V36H113ZM261 37H262V36H261ZM1 38H2V37H1ZM19 38H18V39H19ZM26 38H27V36H26ZM40 38H41V37H40ZM56 38H57V36H56ZM71 38H72V36H71ZM80 38H81V37H80ZM101 38H102V37H101ZM158 38H160V37H158ZM199 38H200V37H199ZM254 38H255V37H254ZM5 39H6V38H5ZM18 39H16V40H18ZM27 39L30 40L31 38H27ZM54 39H55V38H54ZM54 39H53V40H54ZM60 39H61V38H60ZM60 39H59V40H60ZM96 39H97V38H96ZM229 39H230V38H229ZM255 39H256V38H255ZM260 39H261V38H260ZM16 40H15V41H16ZM29 40H28V41H29ZM56 40H57V39H55L54 42H57V43L59 44L60 42H58V41H56ZM61 40H62V39H61ZM66 40H67V39H66ZM71 40H72V39H71ZM93 40H94V39H93ZM107 40H108V39H107ZM2 41H3V40H2ZM11 41H9V42H11ZM28 41H27V42H28ZM42 41H43V39H42ZM49 41H50V40H49ZM80 41H81V40H80ZM88 41H89L88 44L93 43V42L90 43V40H89V39H88ZM88 41H84V42L87 43ZM108 41H109V40H108ZM108 41H107V42H108ZM230 41H231V40H230ZM246 41H247V40H246ZM18 42H19V41H18ZM24 42H25V41H24ZM67 42H68V41H67ZM84 42L82 41V43H84ZM110 42H111V41H110ZM121 42L125 43L126 41L124 42V41L121 40L120 43H121ZM198 42H199V40H198ZM14 43H15V42H14ZM30 43H31V41H30ZM49 43H50V42H49ZM62 43H63V41H62ZM65 43H66V41H65ZM65 43H64V44H65ZM78 43H79V42H78ZM104 43H106V42H104ZM112 43H114L113 40H112ZM127 43H128V42H127ZM195 43H196V42H195ZM222 43H223V42H222ZM229 43H230V42H229ZM256 43H257V42H256ZM33 44H34V43H33ZM54 44H55V43H54ZM64 44H62V45H64ZM88 44H87V46H88ZM118 44H119V43H118ZM118 44H117V45H118ZM224 44H225V42H224ZM258 44H259V43H258ZM14 45H15V44H14ZM49 45H50V44H49ZM56 45H57V44H56ZM56 45H55V46H56ZM94 45H95V44H94ZM98 45H99V43H98ZM106 45H107V44H106ZM113 45H114V44H113ZM119 45H121V44H119ZM195 45H197V44H195ZM212 45H213V44H212ZM256 45H257V44H256ZM32 46H33V45H32ZM79 46H80V45H79ZM81 46H82V45H81ZM85 46H86V45H84V47H85ZM111 46H112V45H111ZM157 46H158V45H157ZM210 46H211V44H210ZM221 46H222V45H221ZM225 46H226V45H225ZM60 47H61V46H60ZM66 47H67V45H66ZM92 47H93V46H92ZM120 47H122V46H120ZM151 47H152V46H151ZM153 47H154V46H153ZM153 47H152V48H153ZM233 47H234V46H233ZM35 48H36V46H35ZM40 48H41V47H40ZM46 48H47V47H46ZM115 48H116V47H115ZM136 48H137V47H136ZM139 48H140V47H139ZM149 48H150V47H149ZM152 48H150L151 51L154 49V48H153V49H152ZM205 48H206V47H205ZM236 48H237V47H236ZM42 49H43V48H42ZM53 49H54V48H53ZM86 49H87V48H86ZM112 49H113V48H112ZM211 49H212V48H211ZM226 49H227V48H226ZM238 49H239V48H238ZM32 50H34V49H32ZM36 50L38 51V48H36L34 51H36ZM119 50H120V49H118V47H117V52H118ZM141 50H142V49H141ZM227 50H228V49H227ZM229 50H231V49H229ZM114 51H115V49H114ZM144 51H145V50H144ZM144 51H143V52H144ZM155 51H156V50H155ZM155 51H154V52H155ZM117 52H116V53H117ZM145 52H146V51H145ZM145 52H144V53H145ZM147 52H149V51H147ZM154 52L152 51L153 54H154ZM228 52H229V51H228ZM231 52H234V51H230V53H231ZM34 53H35V52H34ZM79 53H80V52H79ZM116 53H114V55H115ZM120 53H121V52L119 51L117 55H119ZM144 53H143V54H144ZM149 53H150V52H149ZM152 53H150L149 56H150ZM240 53H241V52H240ZM0 54H1V53H0ZM36 54H39V52L36 53ZM87 54H88V53H87ZM25 55H26V54H25ZM30 55H31V53H30ZM33 55H34V54H33ZM78 55H79V54H78ZM117 55H116V56H117ZM22 56H23V55H22ZM31 56H32V55H31ZM31 56H30V57H31ZM36 56H37V55H36ZM36 56H35V55L33 56V57H34L33 60H34L35 62L31 59V60L33 61V64H32V61H31L30 63H28L29 65H30V64H31V65H35V64H36V61L39 59V58L36 59V58H37ZM145 56H146V55H145ZM168 56H169V55H168ZM232 56H233V55H232ZM35 57H36V58H35ZM39 57H40V56H39ZM92 57H93V56H92ZM117 57H118V56H117ZM1 58H2V57H1ZM148 58H149V57H148ZM150 58H151V57H150ZM170 58H171V57H170ZM21 59H22V58H20V60H21ZM75 59H76V58H75ZM94 59H95V58H94ZM243 59H244V58H243ZM28 60H29V59H28ZM107 60H108V59H107ZM3 61H4V60H3ZM7 61H8V60H7ZM244 61H245V60H244ZM38 62H39V60H38ZM38 62H37V63H38ZM105 62H106V61H105ZM240 62H241V61H240ZM11 63H12V62H11ZM17 63H18V62H17ZM39 63H40V62H39ZM49 63H50V62H49ZM96 63H97V62H96ZM2 64H3V63H2ZM12 64H13V63H12ZM19 64H20V62H19ZM22 64H23V61H22ZM44 64H45V65H42V66L39 65L40 67H42L41 70H40L39 66H37V67H38L37 69L40 70V72H39V71H36V73L39 72V73H38V76L35 77L36 79L34 78V79L36 80V82H35V81H33V82H28V79H30L31 76H29V78L27 79V82H25V80H26L25 78H26V77H25L24 79H22L23 77L21 78V76H18V77H19V80H18V86H19L20 90L23 91V94H26V96H27V94H28V97L24 96L27 100H28L29 97H30L29 95L32 96L31 93H34V94H35V93H37V92H38V93L41 92V91H38V90H39V86H36V85L38 84V82L45 83V84H46V83H51V84L55 83L56 76H53V75L51 74V73H55V75L57 74V73L54 71V70L56 69L55 66H52L53 63H52V64H48V63H47V65H46V63H44ZM217 64H218V63H217ZM24 65H25V64H24ZM24 65H23V66H24ZM29 65H28V66H29ZM37 65H38V64H37ZM48 65H50V66H48ZM214 65H215V64H214ZM219 65H220V64H219ZM244 65H245V64H244ZM246 65H247V64H246ZM9 66H10V65H9ZM14 66H15V65L13 64V67H14ZM103 66L105 67L104 64H103ZM103 66H102V67H103ZM107 66H108V65H107ZM107 66H106V67H107ZM111 66H112V64H111ZM220 66H221V65H220ZM240 66H241V64H240ZM32 67L34 68V66H32ZM43 67H44V68H43ZM53 67H54V68H53ZM106 67H105V68H106ZM9 68H10V67H9ZM15 68H16V66H15ZM209 68H210V67H209ZM241 68H243V67H241ZM1 69H2V68H1ZM16 69H17V68H16ZM198 69H199V68H198ZM213 69H214V68H213ZM13 70H14L15 73H16V71L19 70V69H17V70L13 69ZM57 70H58V69H57ZM104 70L107 71L108 69H104ZM215 70H216V69H215ZM1 71H2V70H1ZM220 71H221V69H220ZM17 72H18V71H17ZM62 72H63V71H62ZM107 72H108V71H107ZM137 72H138V71H137ZM185 72H186V71H185ZM210 72H211V71H210ZM215 72H216V71H215ZM21 73H22V72H21ZM36 73H35V75H36ZM191 73H192V72H191ZM3 74H4V73H3ZM12 74H13V71H12ZM19 74H20V73H19ZM133 74H134V73H133ZM133 74H132V75H133ZM171 74H172V73H171ZM13 75H14V74H13ZM17 75H18V74H17ZM35 75H34V76H35ZM96 75H97V74H96ZM130 75H131V74H130ZM132 75H131V76H132ZM134 75H135V74H134ZM134 75H133V76H134ZM144 75H145V73H144ZM5 76H6V75H5ZM15 76H16V75H15ZM81 76H82V75H81ZM128 76H129V75H128ZM131 76H130V77H131ZM190 76H192V75H190ZM193 76H194V75H193ZM210 76L213 77L212 74H211ZM57 77H58V76H57ZM159 77H160V76H159ZM161 77H162V76H161ZM141 78H142V77H141ZM154 78H155V77H154ZM165 78H166V77H165ZM57 79H58V78H57ZM63 79H64V77H63ZM158 79H159V78H158ZM30 80L32 81V79H30ZM140 80H141V79H140ZM211 80H212V79H211ZM214 80H215V79H214ZM37 81H38V82H37ZM129 81H130V80H129ZM141 81H142V80H141ZM156 81H157V80H156ZM185 81H186V80H185ZM56 82H57V81H56ZM61 82H62V81H61ZM67 82H68V81H67ZM67 82H66V85L69 86L70 84L68 85L69 82H68V83H67ZM169 82H170V81H169ZM171 82H172V81H171ZM203 82H204V81H203ZM208 82H210V81H208ZM180 83H181V82H180ZM182 83H183V81H182ZM232 83H234V82H232ZM165 84H166V83H165ZM236 84H237V83H236ZM236 84H235V86H236ZM239 84H240V83H239ZM239 84H238V85H239ZM42 85H43V84H42ZM42 85H41V86H42ZM48 85H49V84H48ZM48 85L46 84L44 87L47 86V87H46V89H47V88H49ZM53 85H54V84H53ZM56 85H57V83H56ZM117 85H118V84H117ZM137 85H138V84H137ZM141 85H142V84H141ZM175 85H176V84H175ZM178 85H179V84H178ZM210 85H211V83H210ZM212 85H213V84H212ZM217 85H218V84H217ZM220 85H221V84H220ZM6 86H9V85H6ZM49 86H50V85H49ZM213 86H214V85H213ZM221 86H222V85H221ZM65 87H66V86H65ZM70 87H73L72 84H71V86L68 87V89H71ZM160 87H161V86H160ZM182 87H183V86H182ZM192 87H193V86H192ZM200 87H203V86H200ZM204 87H205V86H204ZM222 87H223V86H222ZM42 88H43V87H42ZM42 88H41V90H42ZM171 88H172V87H171ZM183 88H185V87H183ZM218 88H219V87H218ZM51 89H52V90H50V92L53 91V88H51ZM158 89H159V88H158ZM195 89H196V88H195ZM198 89H199V87H198ZM198 89H197V91H198ZM200 89H201V88H200ZM202 89H203V88H202ZM204 89H205V88H204ZM232 89H233V88H232ZM236 89H237V88H236ZM170 90L172 91V89H170ZM22 91H21V92H22ZM163 91H164V90H163ZM167 91H168V90H167ZM179 91H182V90H179ZM195 91H196V90H195ZM199 91H200V90H199ZM211 91H213V89H211ZM233 91H234V89H233ZM0 92H1V91H0ZM168 92H169V91H168ZM168 92H167V93H168ZM176 92H177V91H176ZM182 92H183V91H182ZM193 92H194V91H193ZM222 92H223V91H222ZM249 92H250V91H249ZM44 93H45V92H44ZM46 93H47V91H46ZM162 93H163V92H162ZM191 93H192V92H191ZM195 93H196V92H195ZM198 93H199V92H198ZM198 93H196V94H197L196 96L200 95V94H198ZM230 93H231V92H230ZM263 93H264V92H263ZM18 94H19V93H18ZM20 94H21V93H20ZM39 94H40V97H39V98H40V100H41V94H42V93H39ZM58 94H59V93H58ZM171 94H173V93H171ZM171 94H170V95H171ZM178 94H179V93H177V95H178ZM228 94H229V93H228ZM250 94L253 95V94H252V90H251ZM256 94H257V93H256ZM3 95H6V94H3ZM36 95H37V94H36ZM179 95H180V94H179ZM182 95H183V94H182ZM182 95H181V96H182ZM192 95H193V94H192ZM201 95L204 96V92L201 93ZM214 95H215V94H214ZM258 95H259V93H258ZM262 95H263V94H262ZM51 96H52V97L54 96L53 98L55 99V97L57 96V94H56V93H52ZM181 96H180V97H181ZM193 96H194V95H193ZM222 96H223V95H222ZM249 96H250V95H249ZM0 97H2V96H0ZM37 97H38V96H37ZM37 97L34 96L33 98H36V100H37ZM48 97H49V96H48ZM52 97H51V98H52ZM174 97H175V95H174ZM178 97H179V96H178ZM183 97H185V96H183ZM186 97H188V96L186 95ZM204 97H205V96H204ZM247 97H248V96H247ZM261 97H262V96H261ZM7 98H8V97H7ZM44 98H45L44 95H42V100H43ZM49 98H50V97H49ZM53 98H52V99H53ZM175 98H177V97H175ZM188 98H189V97H188ZM228 98H229V97H228ZM254 98L256 99L257 97H254ZM254 98H253V99H254ZM0 99L3 100V98H0ZM22 99H24V98L22 97ZM30 99H31V98H30ZM126 99H127V98H126ZM186 99H187V98H186ZM186 99H182L181 101L184 102L183 100H185V101L188 102V99H187V100H186ZM253 99H252V100H253ZM257 99H259V101H260V100L263 101L264 97L261 99V98H259V96H258ZM7 100H8V99H7ZM31 100H33V99H31ZM44 100H45V99H44ZM44 100H43V101H44ZM56 100H57V99H56ZM60 100H61V99H60ZM122 100H123V99H122ZM57 101H58V100H57ZM57 101H56V102H57ZM174 101L176 102V100H174ZM174 101H171V102L174 103ZM181 101H180V102H181ZM208 101H209V100H208ZM220 101H222L221 98H220ZM226 101H227V100H226ZM246 101H247V100H246ZM255 101H256V100H255ZM259 101H256V102L258 103L257 106H259L260 104H263V103H264V101H263L262 103L259 104ZM23 102H24V101H23ZM33 102H34V101H33ZM37 102H38V101H37ZM56 102H55V103H56ZM177 102H179V101H177ZM182 102H181V103H182ZM217 102H218V101H217ZM235 102H236V101H235ZM235 102H234V103H235ZM256 102H255V103H256ZM26 103H27V102H26ZM34 103H36V102H34ZM44 103H45V101H44ZM189 103H190V102H189ZM189 103H188V104H189ZM192 103H193V102H192ZM224 103H225V102H224ZM232 103H233V101H232ZM248 103H250V102H248ZM0 104H1V103H0ZM45 104H46V103H45ZM122 104H123V103H122ZM174 104H175V103H174ZM182 104H184V103H182ZM220 104H222V103H220ZM244 104H245V103H244ZM251 104H252V103H251ZM25 105H26V104H25ZM47 105H48V104H47ZM177 105H179V104H177ZM184 105H185V104H184ZM186 105H187V103H186ZM232 105H233V104H232ZM255 105H256V104H255ZM263 105H264V104H263ZM35 106H36V105H35ZM156 106H157V105H156ZM156 106H155V107H156ZM180 106H181V105H180ZM189 106H190V105H189ZM194 106H195V105H194ZM228 106H229V104H228ZM241 106H242V105H241ZM252 106H253V104H252ZM260 106H261V105H260ZM28 107H29V106H28ZM195 107H196V106H195ZM205 107H206V106H205ZM216 107H217V106H216ZM229 107H230V106H229ZM244 107H245V106H244ZM253 107H254V106H253ZM33 108H34V107H33ZM126 108H127V107H126ZM158 108H159V107H158ZM246 108H247V106H246ZM259 108H261V107H259ZM0 109H1V108H0ZM64 109H65V108H64ZM116 109H117V108H116ZM155 109H156V108H155ZM237 109H238V108H237ZM1 110H2V109H1ZM4 110H5V109H4ZM20 110H21V109H20ZM31 110H32V109H31ZM118 110H119V109H118ZM121 110H122V109H121ZM173 110H174V109H173ZM175 110H176V109H175ZM202 110H203V109H202ZM205 110H206V109H205ZM230 110H231V109H230ZM235 110H236V109H235ZM248 110H249V108H248ZM61 111H62V110H61ZM71 111H72V110H71ZM195 111H196V110H195ZM243 111H244V110H243ZM255 111H257V109H255ZM262 111H263V110H262ZM2 112H3V111H0V116H1V113H2ZM5 112H6V111H5ZM49 112H50V111H49ZM113 112H114V111H113ZM115 112H116V111H115ZM178 112H179V111H178ZM180 112H181V111H180ZM180 112H179V113H180ZM225 112H226V111H225ZM249 112H250V111H249ZM253 112H254V111H253ZM22 113H23V114H21V113H20V114H21V115L26 114V112H25V113L22 112ZM215 113H216V112H215ZM246 113H248V112H246ZM14 114H15V113H14ZM20 114H19V115H20ZM53 114H55V113H53ZM71 114H73V113H71ZM100 114H101V113H100ZM118 114H119V113H118ZM170 114H171V113H170ZM176 114H177V113H176ZM183 114H184V113H183ZM189 114H190V112H189ZM260 114H262V113H260ZM27 115H28V114H27ZM27 115H26V117H28ZM64 115H66V114L63 113V116H64ZM107 115H108V113H107ZM155 115H156V114H155ZM155 115H154V116H155ZM185 115H186V112H185ZM190 115H191V114H190ZM206 115H207V114H206ZM223 115H224V114H223ZM230 115H231V114H230ZM247 115H248V114H247ZM254 115H255V114L253 113V117H254ZM9 116H10V115H9ZM12 116H13V115H12ZM15 116H16V115H15ZM63 116H62V117H63ZM67 116H68V115H67ZM149 116H150V114H149ZM159 116H160V115H159ZM194 116H195V115H194ZM1 117H2V116H1ZM5 117H6V116H5ZM29 117H30V116H29ZM31 117H32V115H31ZM44 117H45V116H44ZM53 117H57V114H56L55 116H53ZM60 117H61V116H60ZM72 117H73V116H72ZM113 117H114V115H113ZM145 117H146V116H145ZM147 117H148V116H147ZM187 117H188V115H187ZM205 117H206V116H205ZM208 117H209V116H208ZM230 117H231V116H230ZM253 117H251V118H253ZM64 118H66V116L63 117V120H64ZM142 118H144V117H142ZM148 118H150V117H148ZM153 118H154V117H153ZM162 118H163V117H162ZM184 118H185V117H184ZM240 118H241V117H240ZM249 118H250V116H249ZM249 118H248V119H249ZM255 118H256V117H255ZM8 119H10V118L8 117ZM15 119L17 120L18 117L15 118ZM15 119H14V120H15ZM19 119H21V118H19ZM19 119H18V120H19ZM41 119H43V118H41ZM41 119H40V120H41ZM57 119H58V118H57ZM158 119H159V118H158ZM163 119H164V118H163ZM190 119H191V117H190ZM190 119H189V120H190ZM236 119H237V118H236ZM242 119H243V118H242ZM257 119H258V118H257ZM259 119H261V118H259ZM263 119H264V118H263ZM6 120H7V118H6ZM6 120H5V121H6ZM14 120L12 119V121H14ZM49 120H50V119H49ZM153 120H154V119H153ZM180 120H181V118H180ZM191 120H192V119H191ZM201 120H202V119H201ZM210 120H211V119H210ZM7 121H9V120H7ZM10 121H11V119H10ZM19 121H20V120H19ZM142 121H143V120H142ZM203 121H204V120H203ZM212 121H213V120H212ZM237 121H238V120H237ZM240 121H241V120H240ZM255 121H257V120H254L253 122H255ZM16 122H18V121H15L14 123H13V122H8L7 124H5V127H6V128L8 127V129H9V130H7L6 132L10 131L11 129H13V130L15 131V128H16V127H19V126H17V123H16ZM147 122H148V121H147ZM164 122H165V121H164ZM166 122H167V121H166ZM166 122H165V123H166ZM194 122H195V121H194ZM249 122H250V121H249ZM158 123H159V122H158ZM168 123H169V122H168ZM172 123H173V122H172ZM192 123H193V122H192ZM192 123H190V124H192ZM207 123H208V122H207ZM259 123L264 124V120H263V122H259ZM20 124H21V123H20ZM20 124H19V125H20ZM47 124H48V123H47ZM83 124H84V122H83ZM144 124H145V123H144ZM144 124H143V126H144ZM166 124H167V123H166ZM166 124L163 125V126H166ZM180 124H181V123H180ZM183 124H184V123H183ZM183 124H181V125H183ZM197 124H199V122H198ZM214 124H215V123H214ZM249 124H250V123H249ZM64 125H65V124H64ZM92 125H93V124H92ZM92 125L90 124L89 126L91 127ZM194 125H195V124H194ZM206 125H207V124H206ZM236 125H237V124H236ZM242 125H243V123H242ZM3 126H4V125H3ZM143 126H142V127H143ZM196 126H197V125H196ZM207 126H208V125H207ZM210 126H211V125H210ZM215 126H216V124H215ZM5 127H4V128H5ZM187 127L190 128L191 126H190V127L187 126ZM192 127H195V126L192 125ZM197 127H198V126H197ZM199 127H200V128H197V129H198L199 131H201V132H198V130L196 129V127H195V131H194V132L197 131V133H199V136H200V133H201V134H202V133H204V134L206 133V134H207V133L209 132V131H207V130H206L207 132H206V131L204 132V131H202L203 129L200 130V129H201V126H199ZM233 127H234V126H233ZM251 127H252V124H251ZM251 127H250V128H251ZM259 127H260V126H259ZM263 127H264V126H263ZM19 128H20V127H19ZM144 128H145V127H144ZM169 128H171V127L169 126ZM173 128H174V127H173ZM203 128H206V127H203ZM244 128H247V127L244 126ZM253 128H254V127H253ZM16 129H17V128H16ZM91 129H94V128H91ZM192 129H193V128H192ZM192 129H191V133H192ZM223 129H224V128H223ZM247 129H248V128H247ZM254 129H255V128H254ZM256 129H257V128H256ZM2 130H3V128H2ZM13 130H11V132H12ZM88 130H90V129L88 128ZM260 130H262V129H260ZM3 131H4V130H3ZM3 131L1 132V133H2L1 135H2V136L4 135L3 137H5V134L3 133ZM14 131H13V132H14ZM141 131H142V129H141ZM175 131H176V130H175ZM188 131H189V129H188ZM223 131H224V130H223ZM246 131H247V130H246ZM6 132H5V133H6ZM139 132H140V131H139ZM142 132H143V131H142ZM185 132H186V131H185ZM53 133H54V132H53ZM140 133H141V132H140ZM143 133H144V132H143ZM148 133H149V132H148ZM148 133H147V134H148ZM191 133L189 132V135H190ZM245 133H246V132H245ZM69 134H70V133H69ZM181 134H182V133H181ZM187 134H188V133H187ZM192 134H194V133H192ZM204 134H202V135H204ZM206 134H205V135H206ZM20 135H21V134H20ZM27 135H28V134H27ZM38 135H39V134H38ZM45 135H46V134H45ZM141 135H142V133H141ZM163 135L165 136V134H163ZM163 135H162V136H163ZM178 135H179V134H178ZM205 135L202 136V137H205ZM13 136H14V135H13ZM24 136H25V135H24ZM52 136H53V135H52ZM139 136H140V134H139ZM157 136H158V135H157ZM159 136H161V135H159ZM194 136H195V135H194ZM207 136H208V135H207ZM210 136H211V135H210ZM49 137H51V136H49ZM137 137H138V136H137ZM144 137L147 138L146 140L149 141V142H150V141H153V140H148V135H147V137H146V134H145V135H143V137H141V139L138 140V142H136V144H137L136 146H137V147L139 146L140 148H142V147H145V146H146L147 141H145L146 143L144 142V140H145V139H143ZM196 137H197V136H196ZM20 138H21V137H20ZM51 138H52V137H51ZM261 138H262V137H261ZM6 139H7V138H6ZM137 139H138V138H137ZM165 139H166V138H165ZM183 139H184V138H183ZM203 139H204V138H203ZM30 140H31V139H30ZM38 140H39V139H38ZM120 140H121V139H120ZM166 140H167V139H166ZM173 140H174V139H173ZM233 140H234V139H233ZM244 140H245V139H244ZM248 140H249V139H248ZM251 140H252V139H251ZM262 140H263V139H262ZM0 141H1V140H0ZM31 141H32V140H31ZM79 141H80V140H79ZM81 141H82V140H81ZM162 141H163V139H162ZM192 141H193V140H192ZM210 141H211V140H210ZM210 141H209V142H210ZM246 141H247V140H246ZM246 141H245V142H246ZM253 141H254V137H253ZM11 142H12V141H11ZM13 142H14V141H13ZM20 142H21V141H20ZM22 142L24 143V141H22ZM28 142H29V141H28ZM28 142H27V144H28ZM35 142H37V139L35 140ZM117 142H118V141H117ZM149 142H148V143H149ZM154 142L156 143L155 145H157V143L160 144L161 139H160L159 137H158V138H154ZM173 142H174V141H173ZM194 142H195V141H194ZM197 142H198V141H197ZM220 142H222V141H220ZM39 143H40V142H39ZM39 143H38V144H39ZM143 143H145V146L143 145ZM165 143H166V142H165ZM170 143H171V142H170ZM195 143H196V142H195ZM200 143H201V141H200ZM202 143H203V142H202ZM212 143H213V142H212ZM260 143L263 144V141H260ZM260 143H259V145H260ZM38 144H37V145H38ZM153 144H154V143H153ZM203 144H204V143H203ZM225 144H226V143H225ZM6 145H7V144H6ZM10 145H11V144H10ZM17 145H18V144H17ZM31 145H33V144H31ZM59 145H60V144H59ZM72 145H73V144H72ZM72 145H71V147H72ZM161 145H162V144H161ZM227 145H228V144H227ZM232 145H233V144H232ZM256 145H257V143H256ZM18 146H19V145H18ZM18 146H17L16 148H18ZM21 146H22V145H21ZM34 146H35V145H34ZM39 146H40V145H39ZM39 146H38V147H39ZM41 146H42V145H41ZM136 146H135V147H136ZM158 146H159V145H158ZM169 146H171V145L169 144ZM196 146H197V145H196ZM199 146H200V145H199ZM214 146H215V145H214ZM228 146H229V145H228ZM261 146H264V145H261ZM261 146H260V147H261ZM26 147H27V146H26ZM29 147H30V145H29ZM57 147L60 148V146H57ZM61 147H62V146H61ZM69 147H70V145L68 146V149H66L67 151L69 150ZM76 147H77V145H76ZM165 147H166V146H165ZM174 147H175V146H174ZM179 147H180V146H179ZM181 147H182V146H181ZM181 147H180V148H181ZM197 147H198V146H197ZM220 147L223 149V148H225V145H224V144H223V146L220 145ZM14 148H15V147H14ZM14 148H13V149H14ZM24 148H25V147H24ZM35 148H37V146H36ZM64 148H65V147H63V149H64ZM147 148H149V147H147ZM147 148H146V149H147ZM175 148L177 149V147H175ZM238 148H239V147H238ZM20 149H21V148H19L18 152L15 151L16 156H19L20 158H21V156H22V158L25 159V157H26L25 155H27V156H28V158L26 157L27 160H28V159H29V160L31 159V158H29L30 156H31L32 159H33L32 163H31V164H30V163L28 164L29 166H27V164H26L27 168L29 167L30 169H32V173H37V175L43 173V174H41V176L39 175V176L36 177V178L39 179L41 183L44 182V184L46 183L47 185H49V187H51V185H52V187H53V186H54V187L59 186V188L62 187V185L64 186V184H67V182H68L67 179H69V177H71L70 173H71L72 175H74L73 172H74V171H75V172L77 171V169L75 168V166H76L77 163L81 160V157H84V155H85V154L82 155V152H81V151H75L77 148H76L75 150H74V148H72V151H68V153H69V152L71 153V154H70L71 157L69 158V156H68V157L66 156V155H68L67 153H65L66 150H63V152L65 153L64 156H65L66 158H69V159H67L65 162H63V165H62V168L64 169V173H65V172L67 173L66 175H65V174H62L64 177L67 176V177H66V180H67V181L64 182V181H65V178L62 176V177H63V180H64V181H62V177H61L60 175H57V174H56L57 172L55 171V169H54L52 166H50V168H52V170L49 171L48 169H47V170L45 169V170L43 171V169H44V165L42 166V164H41V166L43 167V169H42V170L40 169V168H42V167L40 166V162H41V160L43 159V158H42V159H40V158H41L42 155H44L45 153H44V154L42 153V155H40V154H41L40 152L35 151V153H37V154L40 153L39 155H36L34 152H32V151L36 150V149H34V147H33V150H31V148H25V149H27V151H26V150H22V151H20ZM29 149L31 150V152H30ZM37 149H38V148H37ZM43 149H44V148H43ZM54 149H55V148H54ZM54 149H53V150H54ZM61 149H62V148H61ZM61 149H60V150H61ZM70 149H71V148H70ZM82 149H83V148H82ZM142 149H144V148H142ZM146 149H145V150H146ZM162 149H164V148L162 147ZM167 149H168V148L166 147V150H167ZM171 149H172V148H171ZM173 149H174V148H173ZM173 149H172V150H173ZM188 149H189V148H188ZM205 149H206V148H205ZM222 149H221V150H222ZM231 149H232V148H231ZM16 150H17V149H16ZM28 150H29V151H28ZM39 150H41V149H39ZM44 150H45V149H44ZM47 150H49V148H47ZM47 150H45V152H46ZM79 150H80V149H79ZM114 150H115V149H114ZM138 150H139V149H138ZM183 150H184V149H183ZM206 150H207V149H206ZM209 150H210V149H209ZM223 150H224V151H222V153L224 152L225 154L223 153V154H224V155H223V154L221 153V154L223 155V156L221 155L222 157H224V156L226 155V152H227V155H228V153H230L229 151H225V149H223ZM226 150H230V149H229V148L227 149V147H226ZM260 150H261V152H262V154H263V152H264V151H263V150H264L263 147H261ZM50 151H52V150H49L48 152H50ZM54 151H58L57 148H56ZM134 151H135V149H134ZM147 151H148V149H147ZM160 151H161V150H160ZM168 151H169V150H168ZM186 151H188V150H186ZM191 151H192V150H191ZM202 151H203V150H202ZM215 151H216V150H215ZM249 151H251V150H249ZM257 151H258V150H257ZM76 152H77V154H76ZM78 152H80V153H79V156H80V154H81V157H79L80 159H79L78 156H77V155H78ZM110 152H111V151H110ZM148 152H149V151H148ZM165 152H167V151H165ZM175 152H178V151L175 150ZM183 152H184V151H183ZM231 152H232V151H231ZM236 152H237V150H236ZM2 153H3V152H2ZM8 153H9V152H8ZM15 153H14V154H15ZM17 153H18V154H17ZM33 153H34L35 155H34ZM50 153H51V152H50ZM54 153H55V152H54ZM143 153H144V152H143ZM180 153H181V152H180ZM187 153H188V152H187ZM206 153H207V152H206ZM233 153H234V152H233ZM249 153H250V152H249ZM14 154H12V155H14ZM32 154H33V155H32ZM51 154H53V153H51ZM51 154H50V155H51ZM59 154H60V153H59ZM208 154H209V153H208ZM243 154H244V153H243ZM246 154H248V153H246ZM253 154H254V153H253ZM258 154H259V153H258ZM7 155H8V154H7ZM45 155H46V154H45ZM47 155L49 156L48 153H47ZM60 155H61V154H60ZM62 155H63V154H62ZM62 155H61L60 157H64V156H62ZM136 155H137V154H136ZM230 155L232 156V153H231ZM256 155H257V154H256ZM4 156H5V155H4ZM23 156H25V157H23ZM100 156H101V155H100ZM137 156H139V155H137ZM175 156H176V154H175ZM180 156H181V155H180ZM194 156H195V155H194ZM251 156H252V155H251ZM263 156H264V154H263ZM263 156H262V157H263ZM0 157H1V156H0ZM39 157H40V158H39ZM60 157H59V158H60ZM65 157H64L63 159L60 158L61 161H58V160H59L58 157H57L56 159H58L57 161H58V163H59V162L64 161V160H65ZM76 157L79 159V160H77V163H75V162H76V160H75ZM178 157H179V156H178ZM212 157H213V156H212ZM226 157H227V156H226ZM234 157H236V155L233 156V158H234ZM242 157H243V156H242ZM242 157H241V158H242ZM2 158H3V157H2ZM44 158H46V156H44ZM84 158H85V157H84ZM84 158H82V159H84ZM176 158H177V157H176ZM186 158H188V156H186ZM192 158H194V157H192ZM229 158H230V157H229ZM229 158L227 157V159H229ZM233 158H232V160H233L232 162L234 163V160H235V159H233ZM238 158H239V157H237V159H238ZM244 158H245V156H244ZM247 158H248V159H247ZM32 159H31V160H32ZM39 159H40V162H39V164H38ZM48 159H49V157H48ZM169 159H170V158H169ZM177 159H180V158H177ZM194 159H195V158H194ZM225 159H226V158H225ZM237 159H236V161H238ZM239 159H240V158H239ZM251 159H252V158H251ZM263 159H264V158H263ZM7 160H8V159H7ZM21 160H22V159H21ZM25 160H26V159H25ZM31 160H30V161H31ZM45 160H46V159H45ZM54 160H55V159H54ZM71 160H73V161L75 160L74 163H75L76 165H75V164L73 163V161H71ZM96 160H97V159H96ZM98 160H99V159H98ZM98 160H97V162H98V163H101V162L98 161ZM185 160H186V159H185ZM188 160H189V159H188ZM220 160H221V159H220ZM223 160H224V159H223ZM241 160H242V159H240V162H241ZM246 160H247L248 162H247ZM249 160H250V159H249V157H248L247 155H246V159H245V161H242L240 164H239V162H238V164H237V162H236V164L233 165L232 162L228 160L229 162H231L232 167H230V170H229V169H226V170H228V172H230L231 175H234V176H235L234 178L238 177V175H237L238 173H237V172H238V170L242 169V170H240V172L243 173V175H244V179H243V175H242V174L240 175V176H242V177L239 176V177H240V180H239V181L242 183V185H243V183H244L243 180L247 181V180L249 179V180L251 181L252 179L257 178V177L253 178V176H254V172H257V173H258V172H260V171L262 172V170H264V168L262 169V167H261V166H262V163H264V162H263L264 160L262 161V163H261V162L259 163V164H260V165H259V166H260L259 168H261L260 171H258L259 168L257 169V168L255 167V168H253V169H256V171H254V172L251 171V170H253L252 167H254L255 164H253L252 166H249L248 164H246V163H251V162H249ZM259 160H260V159H259ZM23 161H24V160H23ZM23 161H22V162H23ZM47 161H48V160H47ZM47 161H46V162H47ZM55 161H56V160H55ZM81 161H82V160H81ZM81 161H80V162H81ZM89 161H90V160H89ZM89 161L87 162V164L89 163L88 165H86V164L84 165V164H83L85 167H84V166L81 167L82 169H84L83 171H84V173H85L86 175H85L84 173H83V175H84V177H86V178L91 177V176H88V175H89V174H92V173H94V175H95V174H99V173L101 172L100 170L102 169L101 167H102L103 164H104V163L101 164V167H96L95 163H93L95 160H94L93 162H91V164H90ZM163 161H164V160H163ZM171 161H172V160H171ZM221 161H222V160H221ZM22 162H21V163H22ZM42 162H43V161H42ZM85 162H86V161H85ZM85 162H84V163H85ZM103 162H104V160H103ZM117 162H118V161H117ZM117 162H116V163H117ZM179 162H180V161H179ZM179 162H178V163H179ZM223 162H224V161H223ZM223 162H222V163H223ZM252 162H253V161H252ZM8 163H9V162H8ZM12 163H13V162H12ZM16 163H17V161H16ZM43 163H44V162H43ZM58 163H57V164H58ZM65 163H66V165L64 166ZM72 163H73V166H72ZM82 163H83V162H82ZM92 163L94 164L95 169H94V166H92ZM121 163H122V162H121ZM181 163H182V162H181ZM216 163H217V162H216ZM218 163H219V162H218ZM220 163H221V162H220ZM222 163H221V165H222ZM225 163H226V161H225ZM257 163H258V162H257ZM257 163H256V165H258ZM9 164H10V163H9ZM18 164H19V163H18ZM44 164H45V163H44ZM46 164H47V163H46ZM60 164H62V163H59V165H60ZM169 164H170V163L168 162V164H166V165H169ZM174 164H175V163H174ZM174 164H173V165H174ZM176 164H177V161H176ZM188 164H189V163H188ZM10 165H11V164H10ZM24 165H25V164H24ZM89 165H91L92 167H90ZM104 165H105V164H104ZM120 165H121V164H120ZM179 165H180V164H179ZM221 165H219V167H220ZM223 165H224V163H223ZM223 165H222V167H225V165H224V166H223ZM226 165H227V163H226ZM250 165H251V164H250ZM8 166H9V165H8ZM17 166H18V165H17ZM17 166H16V167H17ZM26 166H25V168H26ZM39 166H40V167H39ZM48 166H49V164H48ZM53 166H54V165H53ZM63 166H64V167H63ZM121 166H122V165H121ZM121 166H120V167H121ZM171 166H172V162H171ZM174 166H175V165H174ZM176 166H177V165H176ZM213 166H215V165H213ZM229 166H230V165H228L227 168H228ZM19 167H20V166H19ZM19 167H18V169H19ZM37 167L39 168V172H40L39 174H38V172H36V171H38V170H37ZM46 167H47V166H45V168H46ZM117 167H118V166H117ZM172 167H173V166H172ZM200 167H201V166H200ZM216 167H217V164H216L215 168H216ZM249 167H251V168H249ZM263 167H264V166H263ZM9 168H10V167H9ZM20 168H21L20 171H18L19 173H21V171H23V170L26 171L25 168H24L23 170H22V167H20ZM34 168H36V169H34ZM50 168H49V169H50ZM56 168H57V167H56ZM65 168H66V169H65ZM72 168H73V169H72ZM96 168H97V169H96ZM111 168H112V167H111ZM121 168H122V167H121ZM121 168H120V169H121ZM153 168H154V167H153ZM153 168H152V169H153ZM196 168H197V167H196ZM237 168H238V169H237ZM18 169H17V170H18ZM33 169H34V170H33ZM63 169H62V170H63ZM67 169H68L69 171H68ZM74 169H75V170H74ZM99 169H100V170H99ZM113 169H114V168H113ZM149 169H150V168H149ZM175 169H177V168L175 167ZM175 169H174V170H175ZM182 169H183V168H182ZM200 169H201V168H200ZM202 169H203V168H202ZM235 169L237 170V172H236ZM250 169H251V170H250ZM35 170H36V171H35ZM40 170H41V171H40ZM62 170H60V171L62 172ZM65 170H66V171H65ZM71 170H73V171H71ZM109 170H110V169H109ZM111 170H112V169H111ZM122 170H123V169H122ZM136 170H137V169H136ZM143 170H144V169H143ZM179 170H180V169H179ZM28 171H29V170H28ZM33 171H34V172H33ZM42 171H43V172H42ZM51 171H55V172L53 173V172H51ZM60 171H58V172H60ZM155 171H156V170H155ZM182 171H183V170H182ZM184 171H185V170H184ZM195 171H196V170H195ZM223 171H224V170H223ZM223 171H222V172H223ZM234 171H235V172H234ZM68 172H70V173H68ZM77 172L80 173V172H82V171L79 170V171H77ZM77 172H76V173H77ZM98 172H99V173H98ZM112 172H113V171H112ZM146 172H147V171H146ZM151 172H152V171H151ZM200 172H201V171H200ZM200 172H199V173H200ZM261 172H260V173H261ZM263 172H264V171H263ZM263 172H262V175H259V174H258V175L262 177L263 174H264ZM23 173H25V172H23ZM62 173H63V172H62ZM159 173H160V175H159ZM234 173H235L237 176H236ZM26 174H28V173H26ZM55 174H56V175H55ZM68 174H69L70 176H68ZM80 174H81V173H80ZM87 174H88V175H87ZM124 174H125V173H124ZM155 174H157V176H156V175H155V176L153 175V176L155 177V178H153V179L158 180V182H161V181H162V182L164 183V182L167 181V183H170V182H168V179H166V177H167L166 175H165L166 177H162V175H163V174H162V171H160V172H155ZM176 174H177V173H176ZM182 174H183V173H182ZM255 174H256V173H255ZM37 175H36V176H37ZM83 175H82V176H83ZM125 175H127V174H125ZM130 175H131V174H130ZM158 175H159V176H158ZM169 175H170V174H169ZM183 175H184V174H183ZM197 175H198V174H197ZM256 175H257V174H256ZM21 176H24V174H21ZM21 176H20V177H21ZM77 176H79V174H77ZM92 176H93V174H92ZM98 176H99V175H98ZM98 176H97V177H98ZM113 176H114V175H113ZM133 176H134V175H133ZM133 176H132V177H133ZM137 176H138V175H137ZM163 176H164V175H163ZM180 176H182V175H180ZM259 176H258L257 179H259ZM20 177H19V178H20ZM33 177H34V175H33ZM72 177H74V176H72ZM79 177H81V175H80ZM95 177H96V175H95ZM107 177H108V176H107ZM126 177H127V176H126ZM146 177H147V176H146ZM151 177H152V176H151ZM173 177H174V176H173ZM176 177H177V176H176ZM209 177H210V176H209ZM26 178H27V177H26ZM31 178H32V177H31ZM34 178H35V177H34ZM36 178H35L34 180H36ZM75 178H76V177H75ZM81 178H82V177H81ZM92 178H93V177H92ZM140 178H141L142 181L144 182L143 179H145V177H144V178H143V177H140ZM156 178H157V179H156ZM168 178H169V177H168ZM188 178H189V177H188ZM241 178H242V181H243V182L241 181ZM250 178H252V179H250ZM262 178H264V176H263ZM262 178H260V179H262ZM23 179H24V181H25V178H23ZM23 179H22V180H23ZM77 179H78V178H77ZM150 179H151V178H150ZM150 179H149V182H148V179L146 178V179H145V180H146L145 182H147V184H145V183L142 182V186H144V187L146 186V189H147V186H149L151 190H150V189H149V190L147 189V190L150 191V192H151V191L154 192L156 189H155V188H154V190L152 189V187H155V186H153V184H151ZM153 179H152V180H153ZM173 179H174V178H173ZM178 179H179V178H178ZM181 179H182V178H181ZM186 179H187V178H186ZM189 179H190V178H189ZM260 179H259V180H260ZM20 180H21V179H20ZM22 180H21V181H22ZM73 180H74V179H73ZM75 180H76V179H75ZM99 180H100V179H99ZM112 180H113V179H112ZM123 180H124V179H123ZM169 180H170V179H169ZM179 180H180V179H179ZM190 180H191V179H190ZM249 180H248L246 183H244V185L247 184V183L249 184V182H250ZM255 180H256V179H255ZM3 181H5V180H3ZM12 181H13V180H12ZM37 181H38V180H37ZM59 181H60V182H59ZM61 181H62L63 183H62ZM70 181H71V179H70ZM170 181H171V180H170ZM182 181H184V179H182ZM187 181H188V180H187ZM252 181H254V180H252ZM5 182H6V181H5ZM16 182H18V180H16ZM30 182H31V181H30ZM32 182H33L32 185H31V183H30V186H29V187L26 186L29 190H27V188H26L25 191H26L27 193H28V192H29V193L32 192V193H30V194H31V195H35L34 193H36V192H33V191H37L38 188H37V190H35L36 187H34V186H35L34 184H36V183H34L33 178H32ZM58 182H59V184H58L57 186H55ZM79 182H80V180H79ZM115 182H116V181H115ZM123 182H124V181H123ZM123 182H122V184L124 185ZM127 182H128V180H127ZM136 182H137V181H136ZM155 182H156V181H155ZM155 182H154V183H155ZM180 182H181V181H180ZM180 182H179V184H180ZM188 182H189V181H188ZM192 182H193V181H192ZM227 182H228V181H227ZM230 182H231V180H230ZM255 182H256V184H257V181H254V183H255ZM261 182H264V179L261 180ZM18 183H19V182H18ZM22 183H23V181H22ZM60 183L62 184L61 186H60ZM70 183H71V182H70ZM73 183H74V181H73ZM108 183H109V182H108ZM183 183H184V182H183ZM251 183H253V182H251ZM254 183H253V184H254ZM5 184H6V183H5ZM10 184H11V183H10ZM12 184H13V183H12ZM25 184H26V183H25ZM37 184H38V183H37ZM76 184H77V183H76ZM149 184H150V185H149ZM157 184H158V183H157ZM165 184H166V183H165ZM181 184H182V183H181ZM22 185H23V184H22ZM26 185H27V184H26ZM33 185H34V186H33ZM41 185H43V183H42ZM47 185L45 186L46 188H44L43 191H46L45 189H48V188H47V187H48ZM67 185H68V184H67ZM71 185L73 186V184H71ZM71 185H70V186H71ZM77 185H78V184H77ZM109 185H110V184H109ZM115 185H118V182H117V184H115ZM123 185H122V186H123ZM140 185H141V184H140ZM151 185H152V187H151ZM158 185H160V183H159ZM174 185H175V184H174ZM185 185H186V184H185ZM251 185H252V184H251ZM263 185H264V184H263ZM263 185H262V187H263ZM7 186H8V185H7ZM120 186H121V185H120ZM126 186H127V185H126ZM171 186H172V184H171ZM181 186H182V185H181ZM194 186H195V185H194ZM229 186H230V185H229ZM234 186H235V185H234ZM234 186H233V187H234ZM259 186H260V185H259ZM259 186H258V187H259ZM3 187H4V186H3ZM52 187H51V188H52ZM68 187H69V186H68ZM79 187H80V186H79ZM113 187H114V185H113ZM226 187H228V186H225V188H226ZM235 187H236V186H235ZM254 187H255V186H254ZM21 188H22V186H21ZM33 188H34V190H32ZM59 188H58V190H59ZM82 188H83V187H82ZM121 188L123 189V187H120V189H121ZM126 188H128V187H126ZM130 188H131V187H130ZM140 188H141V186H140ZM157 188H159V187H157ZM185 188H186V187H185ZM23 189H24V188H23ZM52 189H53V188H52ZM55 189H56V188H55ZM69 189H70V188H69ZM69 189H68V191H69ZM71 189H73V188L71 187ZM117 189L119 190L118 187H117ZM142 189H144V188H142ZM182 189H184V188H182ZM222 189H223V188H222ZM227 189H229V188H227ZM249 189H250V188H249ZM256 189H257V188H256ZM261 189H264V188H261ZM76 190H77V188L75 187V190L72 191V193L74 192L75 195H76V193H77ZM128 190H129V188H128ZM132 190H133V189H132ZM20 191H21V189H20ZM20 191H19V192H20ZM38 191H39V190H38ZM41 191H42V190H41ZM48 191H49V190H48ZM50 191H51V190H50ZM52 191L54 192L55 190H52ZM77 191H78V190H77ZM148 191H147V192H148ZM157 191H158V190H157ZM160 191H161V190H160ZM179 191H181V190H179ZM222 191H223V190H222ZM226 191H227V190H226ZM228 191H229V190H228ZM19 192H18V193H19ZM21 192H22V191H21ZM21 192L19 193V194H21V197H23V196L26 197V195H27L26 192H25V194H24L23 196H22V194H23L24 191H23L22 193H21ZM75 192H76V193H75ZM79 192H80V191H79ZM82 192H83V191H82ZM121 192H122V191H121ZM185 192H186V191H185ZM224 192H225V191H224ZM259 192H260V191H259ZM18 193H17V195L19 196ZM40 193H41V192H40ZM47 193L49 194V192H47ZM55 193H56V191H55ZM69 193H71V192H69ZM72 193H71V194H72ZM85 193H86V192H85ZM133 193H134V192H133ZM144 193H145V192H144ZM179 193H181V192H179ZM50 194H51V193H50ZM53 194H54V193H53ZM117 194H118V193H117ZM140 194H141V193H140ZM142 194H143V193H142ZM149 194H150V193H149ZM154 194H156V193H154ZM157 194H158V193H157ZM162 194H163V192H162ZM162 194H161V196H162ZM225 194H226V193H225ZM17 195H16L17 198L15 199L16 202H17L19 199H21V198H18ZM38 195H39V193H38ZM41 195H42V194H41ZM75 195L73 196L74 198H76ZM132 195H133V194H132ZM152 195H153V193H152ZM50 196H51V195H50ZM121 196H124V194H122ZM153 196H154V195H153ZM180 196H181V195H180ZM182 196H183V195H182ZM32 197H33V196H32ZM37 197H38V196H37ZM40 197H41V196H40ZM42 197H45V193H44V195H43ZM46 197H47V196H46ZM46 197H45V199H47ZM71 197H72V196H71ZM73 197H72V199H70V200L73 201L74 203H69V202H68L69 205H70V204H71V205L76 204V205H78V206H80V204L83 205L82 203H79V202H80V201H79V198H76V199L78 200V201H77V200H73V199H74ZM81 197H82V195H81ZM81 197H80V198H81ZM118 197H119V195H118ZM138 197H139V196H138ZM205 197H206V196H205ZM33 198H34V197H33ZM33 198H32V199H33ZM52 198H53V197H52ZM68 198H69V197H68ZM108 198H109V197H108ZM116 198H117V197H116ZM116 198H115V200H116ZM143 198H144V197H143ZM153 198H154V197H153ZM153 198H152V196H151V200H152ZM155 198H156V197H155ZM155 198H154V199H155ZM158 198H159V197H158ZM211 198H212V197H211ZM217 198H218V197H217ZM4 199H5V198H4ZM28 199H29V201L32 200V199H30L29 197H27V200H25L26 202H23V203H24V204H25V203H26V204L29 203V205H30V202L28 201ZM34 199L36 200L37 198H34ZM40 199H41V198H39V200H40ZM43 199H44V198H43ZM60 199H61V198H60ZM117 199H118V198H117ZM123 199H124V198H123ZM130 199H131V198H130ZM139 199H140V198H139ZM185 199H186V198H185ZM199 199H200V198H199ZM203 199H204V198H203ZM39 200H38V201H39ZM70 200H69V201H70ZM84 200H85V199H84ZM86 200H89V199H86ZM127 200H128V199H126L125 202H127ZM194 200H196V199H194ZM204 200H207V198L204 199ZM211 200L213 201V199H210L209 201H211ZM215 200H216V199H215ZM215 200H214V201H215ZM19 201H20V200H19ZM19 201H18V203H19ZM22 201H23V200H22ZM22 201H21V202H22ZM32 201H33V200H32ZM45 201H46V200H45ZM53 201H55V200L53 199ZM61 201L63 202V200H61ZM71 201H70V202H71ZM82 201H83V200H82ZM111 201H112V199H111ZM121 201H122V200H121ZM165 201H166V200H165ZM169 201H170V200H169ZM171 201H173V200H171ZM21 202H20V204L16 205L15 208H17V209H15V210L20 211L18 207H19V205H21ZM39 202H40V201H39ZM48 202H49V201H48ZM66 202H67V201H66ZM75 202H76V203H75ZM116 202H118V200H116ZM116 202H115V203H116ZM122 202H123V201H122ZM132 202H133V201H132ZM132 202H131V200H130L129 203H131V204H130V205H129V203L126 204V207H127V205H129V206H128L129 209L135 211V210H136L135 206L138 205V203L136 204L135 201H134L133 203H135V204H136V205H135V204H133ZM136 202H137V201H136ZM145 202H146V201H145ZM148 202H149V201H148ZM159 202H160V201H159ZM180 202H182V201H180ZM188 202H189V200H188ZM202 202H203V201H202ZM215 202H216V201H215ZM0 203H1V202H0ZM32 203H33V202H32ZM36 203H38V202H36ZM40 203H41V202H40ZM52 203H53V202H52ZM55 203H56V202H55ZM84 203H85V202H84ZM86 203H87V201H86ZM168 203L170 204L169 207H168V205H167ZM168 203H164V204H165V207H166V206L168 207V208H164V209H167V210H163V207H164V206L162 207V209H160L161 212H162V211H163V212L165 211V212H164V215L162 214L163 216L161 215V217H159L160 214H156L157 217H159V218H157L158 221H157V219L155 218V219H156V220H155V224H151V225L148 224V222L151 223L150 221H147V223L145 224V223H143V221H141L140 223H143V224H144L143 227H145V225H146L145 228H148V227H149V228H148V230H149V229H150V226H151V231H152V228H154V227L157 228L158 226H161V228H160V227H158V228L162 229V228H164V226H165V228H166V226H167V228L169 227V225L171 226L172 223L168 222L169 220H167V219H166V220L163 219V218H166V216H170V214H167V215H166L165 213H166V212L168 213V209H169V213H170V211H171V213H172V211L177 212L176 210H178V209L173 205V203H172V204H171V202H168ZM189 203H190V202H189ZM193 203H194V202H193ZM196 203H197V201H196ZM6 204H8V203H5V207L7 206ZM14 204H16V203H14ZM26 204H25V205H26ZM44 204H45V203H44ZM141 204H142V203H141ZM153 204H154L155 212H156V205H155L156 203H153ZM174 204H175V203H174ZM187 204H188V203H187ZM197 204L199 205V202H198ZM205 204H206V203H205ZM239 204H240V202H239ZM1 205H4V203L2 202ZM10 205H11V207H12V209H13V208H14V207H13V204L10 203ZM25 205H24V206H25ZM48 205H49V204H48ZM54 205H55V204H54ZM65 205H67V204H65ZM76 205H75V206H76ZM119 205H120V204H119ZM121 205H122V204H121ZM132 205H133V207H134L135 209H132V208H133ZM134 205H135V206H134ZM146 205H148V204H146ZM162 205H163V204H162ZM211 205H212V204H211ZM240 205H241V204H240ZM17 206H18V207H17ZM21 206H22V205H21ZM24 206H23V208L26 207V206H25V207H24ZM27 206H28V205H27ZM78 206H77V207H78ZM139 206H141V205H139ZM157 206L160 207L161 205L158 204ZM177 206H178V204H177ZM182 206H183V205H182ZM191 206H192V207H191ZM191 206L189 205V207H187V208H189V209H187L186 211H184L183 214H181L182 212L180 213L179 210H178V212H179V216H180V214L182 215V216H180L181 219H182L183 217H185L186 215H187L186 218L189 219L190 217H188V215H191V216H193V218H194L193 221L196 219V222H197V220L200 219V221L202 222V219H203V218L199 217L201 214L203 215V212L201 211L202 209L200 210L199 207L196 209L195 204H194V205H191ZM234 206H235V205H234ZM236 206H237V205H236ZM244 206H245V205H244ZM257 206H259V205H257ZM1 207H2V206H1ZM7 207H8V206H7ZM30 207H31V209H32V206H31V205H30ZM30 207L28 206L29 209H30ZM86 207H87V206H86ZM86 207H85V208H86ZM124 207H125V206H124ZM131 207H132V208H131ZM136 207H137V206H136ZM211 207H213V206H211ZM223 207L225 208V206H223ZM223 207H222V208H223ZM3 208H4V207H3ZM8 208H9V207H8ZM28 208H26L27 211L29 210ZM37 208H38V206L36 205V209H37ZM45 208H46V207L44 206V209H45ZM54 208H55V207H54ZM63 208H64V207H63ZM65 208H66V207H65ZM137 208H138V207H137ZM147 208H148V207H147ZM160 208H161V207H160ZM194 208H195V209H194ZM204 208H205V207H204ZM232 208H234V207H232ZM6 209H7V208H6ZM31 209H30V210H31ZM39 209L41 210V207H40ZM51 209H52V208H51ZM69 209H70V208H68V210H69ZM77 209H78V208H77ZM86 209H87V208H86ZM124 209H125V208H124ZM126 209H128V208H126ZM129 209H128V211H130ZM142 209H143V208H142ZM145 209H146V208H145ZM152 209H153V208H152ZM175 209H176V210H175ZM182 209H183V208H182ZM184 209H185V208H184ZM198 209H199V210H198ZM237 209H238V208H237ZM239 209H240V208H239ZM253 209H254V208H253ZM9 210H10V209H9ZM32 210H33V209H32ZM37 210H38V209H37ZM37 210H36V211H37ZM60 210H61V209H60ZM66 210H67V209H66ZM75 210H76V209H75ZM87 210H88V209H87ZM147 210H148V209H147ZM209 210H210V209H209ZM224 210H225V209H224ZM224 210H223V213H222V214H224ZM230 210H232V209H230ZM263 210H264V209H263ZM0 211H1V209H0ZM11 211H12V210H11ZM18 211H17V212H18ZM22 211H23V209H21V212H22ZM24 211H25V210H24ZM24 211H23V212H24ZM51 211H53V210H51ZM51 211H50V212L48 211V213H51ZM72 211H73V210H72ZM126 211H127V210H126ZM128 211H127V212H128ZM136 211H137V210H136ZM158 211H159V210H158ZM198 211H199V212H198ZM200 211H201V214H200L199 216H197V213L199 214ZM218 211H219V210H218ZM220 211H222V210H220ZM227 211H228V210H227ZM233 211H234V210H233ZM259 211H260V210H259ZM1 212H2V211H1ZM15 212H16V211H15ZM63 212H65V210H64V211L62 210V213H63ZM122 212H123V211H122ZM122 212H121V213H122ZM152 212L154 213V210H152ZM163 212H162V213H163ZM174 212H173V213H174ZM185 212H186V214H185ZM207 212H208V211H207ZM210 212H212V211H210ZM241 212H242V211H241ZM25 213H26V211H25ZM31 213H32V212H31ZM44 213H45V212H44ZM44 213H43V214H44ZM48 213H47V214H48ZM57 213H58V212H57ZM62 213H61V216H62ZM125 213H126V212H125ZM128 213H129V212H128ZM131 213H132V212H131ZM150 213H151V212H150ZM173 213L171 214V215H172V218L174 217L173 215L175 214V213H174V214H173ZM187 213H188V214H187ZM235 213H236V212H235ZM5 214H6V213H5ZM5 214H4V215H3V214H2V215L0 214V239L4 238V236H6V234H7V229H8V231H10L9 228H7V229L5 228V227H6L5 224H7V222L5 223V220L7 219L6 221H8V218H9V219H12L11 217L15 215V214L12 215L11 213H10V215H9L8 212H7L6 215H5ZM26 214H27V213H26ZM29 214H30V213H29ZM29 214H28V216H27L28 219H30V218H29ZM43 214H42V215H43ZM52 214H54V213H52ZM59 214H60V213H59ZM74 214H75V213H74ZM126 214H127V213H126ZM184 214H185V216H184ZM207 214H208V213H207ZM222 214H220V215H221V218H220V219H225L224 222L227 223L226 218L228 219V217H227L228 215H227V216H226V215H223V218H222ZM7 215H9V216H7ZM11 215H12V216H11ZM36 215H38V214L36 213ZM36 215H35V217H36ZM42 215H41V217H42ZM48 215H49V214H48ZM54 215H57V214H54ZM54 215H53V216H54ZM65 215H66V213H65ZM121 215H123V214H121ZM154 215H155V214H154ZM154 215L151 216V214H150L151 217H154ZM177 215H178V214H177ZM251 215H252V214H251ZM22 216H24V215H22ZM30 216H33V215H30ZM44 216H45V215H44ZM44 216H43V218H44ZM127 216H128V214H127ZM179 216H178V217H179ZM224 216H226V218H224ZM231 216H232V215H231ZM254 216H255V215H254ZM15 217H16V216H15ZM27 217H26V219H27ZM35 217H34V218H35ZM45 217H46V216H45ZM51 217H52V216L50 215V218H51ZM56 217H57V216H56ZM56 217H54V218H55V221H56ZM119 217H120V219H125V218H126V217L124 218V217H122V216H119ZM162 217H163V218H162ZM197 217H199V219H198ZM202 217H203V216H202ZM243 217H245V216H243ZM24 218H25V216H24ZM39 218H40V217H39ZM54 218H51L50 221L52 222V220H53ZM57 218H58V217H57ZM59 218H60V217H59ZM59 218H58L59 221L57 220L59 223H60L61 221H64V220H65V222L67 223V221H66L67 216L64 217L65 219L62 217L63 220H62V218H61V219H59ZM146 218H150V217H147V216H146ZM160 218H162V219L160 220ZM169 218H170V217H169ZM172 218H171V219H172ZM175 218H176V217H175ZM229 218H230V217H229ZM22 219H23V218H22ZM22 219H21V220H22ZM26 219H25V220H26ZM32 219H33V218H32ZM116 219H117V218H116ZM120 219H119V220H120ZM126 219H127V218H126ZM139 219H140V218H139ZM139 219H137V220L135 219L136 222H137ZM152 219H153V218H152ZM171 219H170V220H171ZM183 219H185V218H183ZM183 219L180 220V218H179L178 220H179L180 222L177 221L176 224H177V225H178V224H179V225H180V224L182 225V224H183L182 221H184ZM191 219H192V217L190 218V220H191ZM242 219H243V218H242ZM250 219H251V218H250ZM263 219H264V218H263ZM15 220H16V219H15ZM25 220H22V221L25 222ZM34 220H35V219H34ZM34 220H33L32 222H34ZM117 220H118V219H117ZM132 220H133V219H132ZM143 220H144V219H143ZM148 220H150V219H148ZM174 220H176V219H174ZM185 220H186V219H185ZM190 220H189V221H190ZM203 220H204V219H203ZM206 220H207V218H206ZM247 220H248V218H247ZM253 220H254V219H253ZM260 220H261V219H260ZM9 221H10V220H9ZM9 221H8V222H9ZM28 221H29V220H28ZM42 221H44V219H42ZM133 221H134V220H133ZM165 221H166L167 224L165 223ZM191 221H192V220H191ZM222 221H223V220H222ZM222 221H221V223L219 222V223H220L219 226L222 224ZM248 221H249V220H248ZM255 221H256V220H255ZM10 222H11V221H10ZM15 222H18V221H15ZM24 222H23V224H25V223L27 222V220H26L25 223H24ZM47 222H49V220H48ZM127 222H129V220H127ZM134 222H135V221H134ZM138 222H139V221H138ZM138 222H137V224H138ZM144 222H146V221L144 220ZM171 222H172V220H171ZM173 222H175V221H173ZM198 222H199V221H198ZM203 222H204V221H203ZM228 222H229L228 225L231 226V225H230V221H229V219H228ZM37 223L39 224V221H38ZM54 223H55V222H54ZM59 223H58V224H59ZM72 223H73V222H72ZM72 223H71V224H72ZM168 223H170V224L168 225ZM185 223H186V224H185V227H187V220H186ZM211 223H212V222H211ZM260 223H261V222H260ZM26 224H27V223H26ZM28 224L30 225V227H32V225L30 224V221L28 222ZM41 224H42V222H41ZM61 224H62V222H61ZM63 224H65V223H63ZM63 224H62V225H63ZM71 224H70V225H71ZM126 224H127V223H126ZM131 224H132V223H130V228H131V226H132V228H135V227L137 226V225H136V226L134 227V226H133L134 223H133L132 225H131ZM164 224H165V225H164ZM176 224H174V226L172 225V228H174V229H172V228L170 229V228H169V230H171V231L174 232L175 228L177 227ZM224 224H225V223H224ZM257 224H258V223H257ZM262 224H263V223H262ZM13 225H14V224H13ZM70 225H69V226H70ZM73 225H75V224H73ZM157 225H158V226H157ZM162 225H164V226H162ZM179 225H178V227H179ZM210 225H211V224H210ZM222 225H223V224H222ZM222 225H221V227L223 228ZM225 225H226V224H225ZM250 225H251V224H250ZM16 226H17V223H16ZM23 226H24V225H23ZM51 226H52V225H51ZM56 226H59V225H56ZM76 226H77V225H76ZM138 226H139V225H138ZM153 226H154V227H153ZM183 226H184V225H182V227H183ZM191 226L194 227L193 229H196V230H197L198 228H200L201 225L198 224L197 226H199V227H196V223H194V225L192 224ZM207 226H208V225H207ZM233 226H234V225H233ZM247 226H248V225H247ZM255 226H256V224H255ZM49 227H50V226H49ZM53 227H55V225H54ZM63 227H64V226H62V228H63ZM66 227H68V223H67V226H66ZM77 227H78V226H77ZM143 227L141 228V229H142L141 231L144 232V231H146L147 229L145 230ZM178 227L176 228L177 231L175 230L176 232H178V229H179ZM180 227H181V226H180ZM185 227H183L184 230H188L189 227H190V225H189V227H187L188 229L185 228ZM192 227H191V228H192ZM195 227H196V228H195ZM202 227H203V226H202ZM202 227L200 228V230L202 229ZM221 227L218 228V224H217V225H216V228H218V229H216L215 227L213 228V225H212V226L210 227V230H211L212 228H213L212 230L215 229L213 232H215V234H217V233H216V230L218 231ZM248 227H250V226H248ZM258 227H260V226H258ZM20 228H21V227H20ZM23 228H24V227H23ZM32 228H33V227H32ZM32 228H31V229H32ZM59 228H60V226H59ZM74 228H75V226H74ZM74 228H73V226L71 225V228H69V231H67L68 233L70 232L69 234H67V233L59 234V235L61 236V239H62L61 242H63L64 239H69L70 236H71L73 239L70 237L71 239H69V242H74V243L76 242V241H73V240H74V238H77V237H74V235H72V234H73V233H72V232H73L72 229H74ZM86 228H87V227H86ZM130 228H129V230H128V228H127L125 231H133V230H134V229L130 230ZM156 228H154V230H157ZM165 228H164V229H165ZM167 228H166V229H167ZM183 228H182V229H179V230L182 231ZM191 228H190V229H191ZM205 228H206V227H205ZM205 228H204V229H205ZM231 228H232V227H231ZM235 228H237V227H235ZM243 228H244V227H243ZM250 228H251V227H250ZM64 229H65V228H63V230H64ZM67 229H68V228H67ZM95 229H96V228H95ZM139 229H140V228H139ZM166 229H165V230H166ZM190 229H189V232H190ZM206 229H207V228H206ZM206 229H205L204 232H206V234L208 235V233H207V232H208V229H207V231H206ZM224 229H226V230H228V231L230 230L229 228H228V229H227V228H224ZM35 230H36V229H35ZM54 230H56V229L53 228V231H54ZM60 230H61V229H60ZM71 230H72V232H71ZM96 230H98V229H96ZM111 230H112V229H111ZM123 230H124V229H123ZM136 230H137V232H138V227H137ZM148 230H147V231H148ZM158 230H159V229H158ZM184 230H183V231H184ZM196 230L194 231V230L191 229V231H192V232L194 231L195 233L198 231V230H197V231H196ZM210 230H209V234L211 235L212 233H210V232H212V230H211V231H210ZM226 230H223V229H222V231H223V232H222L221 229H220V231L222 232L221 234H223ZM36 231H37V230H36ZM36 231H34V234H35ZM47 231H48V230H47ZM47 231H45V232H47ZM50 231H52V229H51ZM82 231H83V230H82ZM86 231H88V230L86 229ZM91 231H92V230H91ZM119 231L122 232L121 230H119ZM147 231H146V235L144 234V238H142V239H143V244L146 245V246H148L147 244H149V249H150V251H151V253H152L153 256H154V254H155V255L157 254L158 256L160 255L159 253H157V251L160 249V247H161V249H160V253H161V254L163 253V251H164L165 249H167L166 252H168V253H169V252H171V253H173V254L176 253L177 250H175V247L179 244L178 242H180V240H177V239H179V238H181V237H183V236H184V237L187 236V234L184 235V233H186V231H184V232L182 231V234H183V235L181 234V237L178 236V238L175 237V238L171 239V238L174 237L176 234L173 236V235H172V232H171V233L168 232L169 234H171L172 237H171V238H168V237H170V236H168V237H165L166 239L162 238V239H163V240H162V243H163V245H167L168 241L171 240L170 242H171V244H172V248L174 247V249H173L174 251H171L172 249H171V246H170L171 244H170V243H168V244H170V245H167V248H165V249L163 248L162 243H161L160 247H158V245H159L158 243L160 242V241H159V242L157 243V239H159V238H158V237H159V233H158V232H157V233H158V237H155L156 235L153 236V233H152V232H150V234H148ZM149 231H150V230H149ZM159 231H160V230H159ZM201 231H202V230H201ZM220 231H218V232L220 233ZM21 232L23 233V230L20 231L19 233H21ZM28 232H29V230H28ZM28 232H27V233H28ZM30 232H32V231H30ZM30 232H29L28 234L25 232L26 235H25V234H24V236L22 235V236L24 237L25 244H24L23 246L20 244L21 246H20V248H18V250L22 251L21 253L24 255V257H25V255H27L28 257L30 256V254L33 252L32 250H33V248H34V246H35V245H33V244H35V243L37 242V241L35 242V238H34L35 236H34V234H33V236H34V237H33L32 234H30ZM42 232H43V231H42ZM48 232H49V231H48ZM58 232H59V231H58ZM64 232H65V231H64ZM76 232H77V231H76ZM111 232H112V231H111ZM113 232H116V231H113ZM120 232H119V233H120ZM135 232H136V231H135ZM153 232H154V231H153ZM166 232H167V231H166ZM179 232H180V231H179ZM179 232L177 233L178 235H180ZM189 232L187 231V233H189ZM194 232H193L191 235L195 234ZM231 232H232V231H231ZM22 233H21V234H22ZM59 233H60V232H59ZM74 233H75V232H74ZM93 233H94V231H93ZM95 233H96V232H95ZM95 233H94V234H95ZM97 233H98V232H97ZM109 233H110V231H109ZM122 233H123V232H122ZM122 233H120V234H122ZM138 233H139V236H140L141 232H138ZM174 233H175V232H174ZM190 233H191V232H190ZM8 234H9V236H10L11 233L9 232ZM14 234H16V233H14ZM40 234H41V233H40ZM50 234H52V233L50 232ZM54 234H55V233H54ZM57 234H58V233H57ZM89 234H90V233H89ZM115 234H117V233H115ZM125 234H126V233H125ZM130 234H131V233H130ZM133 234H134V231H133V233H132L131 235H133ZM155 234H156V233H155ZM16 235H17V234H16ZM35 235H36V234H35ZM38 235H39V233H38ZM59 235H58V238H60ZM69 235H70V236H69ZM76 235H77V234H76ZM91 235H92V233H91ZM101 235H102V234H101ZM161 235H163V233H161ZM210 235H208V236H210ZM213 235H214V233L211 235V238H210L209 242H210L211 240L215 241V240H214L215 238L213 237ZM20 236H21V235H20ZM31 236H32V237H31ZM36 236H37V235H36ZM77 236H78V235H77ZM79 236H80V235H79ZM104 236H105V235H104ZM108 236H109V235H108ZM108 236H106L105 238H107ZM114 236H115L114 238H113L112 236H111V237L109 236L107 239H105L104 237L101 236L102 239H103V241H104L105 243L102 242V241L99 239L100 237L98 238V237L96 236L98 239H96L95 241L98 240L99 243H100V241H101L102 244L104 243L105 246H108V247H107V249H109V250H107L108 252L105 250L104 253H103V250H102V253H103L104 255H105V253L107 252V253H106V256H107L108 258H109V256H110V258L108 259V260H109L108 262L106 261L107 257H105L104 260L106 261V263H109V262L111 261V257H112V256H111V253H113V252H111V251L114 250L113 248H114V247H115V248H117V247H118V248L121 247L120 245H119V246H117V245H118L119 243L121 244L120 241H121V239H122L123 237L117 238L116 235H114ZM127 236H128V235H127ZM127 236H126V237H127ZM134 236L137 237L138 239L140 238L139 240H142L141 237H138V235H137L136 233L134 234ZM134 236H133V237H134ZM164 236H165V235H164ZM176 236H177V235H176ZM193 236H195V235H193ZM196 236H197V234H196ZM229 236H230V235H229ZM232 236H234V235H232ZM241 236H242V235H241ZM13 237H14V236H13ZM17 237H19V234L17 235ZM40 237H42V236H40ZM54 237H55V235H54ZM87 237H88V236H87ZM91 237H92V236H91ZM142 237H143V234H142ZM184 237H183V238H184ZM14 238H15V237H14ZM21 238H22V237H21ZM33 238H34V239H33ZM36 238H37V237H36ZM38 238H39V237H38ZM38 238H37V239H38ZM55 238H56V237H55ZM82 238H83V237H82ZM116 238H117V239H120V240L118 241V240H116ZM128 238H129V237H128ZM130 238H131V240L134 241V238H132L131 236H130ZM137 238H136V239H137ZM225 238H226V237H225ZM7 239H8V238H7ZM10 239H11V236H10ZM17 239H18V238H17ZM41 239H42V238H41ZM46 239H47V238H46ZM48 239H49V238H48ZM78 239H79V240H78ZM89 239H90V236H89ZM94 239H95V238H94ZM94 239H93V240H94ZM104 239H105V240H104ZM138 239H137V241L139 242ZM168 239H169V240H168ZM196 239H197V238H196ZM216 239H218V238H216ZM15 240H16V238H15ZM21 240H22V239H20V241H21ZM75 240H76V239H75ZM77 240H78V241L83 240V241L86 243L87 238H86V236H84V239H81V240H80V238H77ZM131 240H128L126 243L131 242ZM159 240H161V238H160ZM164 240H167V243H166V241H165L166 244H164ZM182 240H183V239H182ZM194 240H195V239H194ZM238 240H239V239H238ZM20 241H19V242H20ZM39 241H40V240H39ZM57 241H58V239H57ZM59 241H60V240H59ZM64 241H65V240H64ZM91 241H92V240L90 239V242H91ZM137 241H134V242H135V243L137 244V246H138ZM177 241H178V242H177ZM183 241H185V240H183ZM183 241H182V242H183ZM197 241H198V240H197ZM204 241H205V240H204ZM4 242H5V239H4ZM4 242H3V243H4ZM19 242H18V245H17V243H16L15 245L19 246ZM51 242H52V241H51ZM84 242H83V244H84ZM118 242H119V243H118ZM141 242H142V241H141ZM191 242L193 243V241H191ZM194 242H195V241H194ZM217 242H219V241H217ZM217 242L215 241V244H214L215 246L212 245L213 247H215L214 250H216V247L218 246V245L216 246V243H217ZM225 242H226V241H225ZM225 242H224V243H225ZM235 242H236V241H235ZM238 242H239V241H238ZM20 243H23V242H20ZM41 243H42V245H43V242H42V241H41ZM54 243H55L56 245H58V242H57V243L54 242ZM65 243H67V242H65ZM76 243H77V242H76ZM95 243H96V242H95ZM124 243H125V242H124ZM124 243H123V244H124ZM145 243H146V244H145ZM155 243H156V245H155ZM177 243H178V244H177ZM185 243H186V242H185ZM197 243H198V242H197ZM206 243H207V242H206ZM236 243H237V242H236ZM36 244H37V243H36ZM70 244H71V243H70ZM128 244H130V246H131V243H128ZM157 244H158V245H157ZM176 244H177V245H176ZM189 244H190V243H189ZM198 244H199V243H198ZM198 244H197V245H198ZM217 244H218V243H217ZM229 244H230V243H229ZM243 244H245V243H243ZM243 244H242V245H243ZM6 245H7V244H6ZM31 245H33V248H31V247H32ZM56 245H55V246H56ZM64 245H65V244H62V243H61V245L59 246V248H57V247H55V246L53 245V246L55 247L54 250H52L53 247L50 246V247L52 248L51 251L54 252L55 250H57V251L59 250L58 252H61V253H62V252H65V250H67V249L65 248ZM67 245H68V244H67ZM87 245H89V244H86V246H87ZM100 245H101V244H99V246H100ZM121 245H122V244H121ZM140 245H142V244H139V246H140ZM150 245H153L154 248H157V247H158V250L156 249L157 251H156L155 253L152 252V251H154L155 249L153 250V247L150 246ZM183 245H184V244H183ZM183 245H182V246H183ZM190 245H191V244H190ZM195 245H196V244H195ZM203 245H204V244H203ZM203 245H202V246H203ZM46 246H47V244H46ZM71 246H72V245H71ZM96 246L98 247V244H96ZM109 246H110V247H109ZM113 246H114V247H113ZM122 246H123V245H122ZM128 246H129V245H128ZM134 246H136V245H133V247H134ZM168 246H170V249H169L170 251L168 250ZM204 246H206V245H204ZM204 246H203V247H204ZM207 246L210 247L209 244H207ZM207 246H206L205 249H207ZM224 246H225V245H224ZM37 247H38V244H37ZM72 247H73V246H72ZM100 247H101V246H100ZM100 247H99V248H100ZM111 247H112V249H111ZM124 247H126V246H124ZM131 247H132V246H131ZM151 247H152V249H151ZM244 247H245V245L243 246V248H244ZM9 248H10V247H9ZM15 248H16V246L14 247V250H15ZM35 248H36V247H35ZM39 248H40V247H39ZM44 248H45V246H44ZM99 248H98V249H99ZM101 248H102V247H101ZM118 248L114 250V252H115L116 250H118V252L116 251V252H115L116 254H114V255H116V257H119L118 253L120 252V249L122 250V247L119 248V249H118ZM143 248H144V247H143ZM143 248H142V249H143ZM177 248H178V246H177ZM183 248H184V247H183ZM187 248H189V247H187ZM196 248H197V247H196ZM225 248H226V247H225ZM41 249H42V247H41ZM48 249H49V248H48ZM68 249H69V248H68ZM71 249H72V248H71ZM71 249H69L68 252H70ZM103 249H106V248H103ZM142 249H141V250H142ZM149 249H148V250H149ZM162 249H163V251H161ZM208 249H209V248H208ZM211 249H212V248H210V250H211ZM217 249H218V248H217ZM247 249H248V248H247ZM42 250H43V249H42ZM99 250H101V249H99ZM99 250H98V252H101V251H99ZM143 250H145V249H143ZM148 250H146V251H148ZM180 250H181V249H180ZM201 250H202V249H201ZM221 250H222V249H221ZM243 250H244V249H243ZM57 251H56V252H57ZM130 251H131V250H130ZM178 251H179V250H178ZM18 252H19V251H18ZM47 252H48V251H47ZM68 252H67V253H68ZM71 252H72V251H71ZM74 252H75V251H74ZM98 252H97V253H98ZM126 252H127V250H126ZM136 252H138L139 255H142V254H143L144 256H145V254L147 253V252H146L145 254H144V253L140 254L141 251H136ZM143 252H144V251H143ZM158 252H159V251H158ZM189 252H190V251H189ZM210 252H211V251H210ZM221 252H223V251H221ZM21 253H19V254H21ZM43 253H44V252H43ZM79 253H80V252H79ZM86 253H87V252H86ZM91 253H92V252H91ZM95 253H96V252H95ZM95 253H94V254H95ZM123 253H125V252L123 251ZM123 253H122V251H121V255H120V257H123V256H122ZM244 253H245V252H244ZM7 254H8V253H7ZM34 254H35V252H34ZM34 254H33V255H34ZM51 254H52V253H51ZM70 254H71V253H70ZM119 254H120V253H119ZM136 254H137V253H136ZM163 254H164V253H163ZM163 254H162V255H163ZM198 254H199V253H198ZM217 254H218V252H217ZM235 254H236V253H235ZM259 254H260V253H258V255H259ZM10 255H11V254H10ZM14 255H16V254H14ZM36 255H37V254H36ZM40 255H41V254H40ZM40 255H39V256H40ZM44 255H45V254H44ZM49 255H50V254H49ZM52 255H53V254H52ZM52 255H51V257H52ZM64 255H65V254H64ZM68 255H69V253H68ZM92 255H93V254H92ZM95 255H96V254H95ZM112 255H113V254H112ZM114 255H113V257H115ZM123 255H124V254H123ZM131 255H132V254H131ZM133 255H134V254H133ZM139 255H138V256H139ZM143 255H142V256H143ZM169 255H170V254H169ZM174 255H176V254H174ZM174 255L171 254V257L174 256ZM178 255H179V254H178ZM206 255H207V253H206ZM222 255H223V253H222ZM236 255H237V254H236ZM245 255H246V254H245ZM56 256H60L59 253H58ZM80 256H81V255H80ZM90 256H91V254H90ZM253 256H254V255H253ZM53 257H54V255H53ZM64 257H65V256H64ZM77 257H78V256H77ZM82 257H83V256H82ZM91 257H92V256H91ZM116 257H115V258H116ZM126 257H127V256H126ZM126 257H125V258H126ZM154 257H155V256H154ZM162 257L165 258V255L162 256ZM167 257H168V256H167ZM177 257H178V256H177ZM201 257H202V255H201ZM208 257H209V256H208ZM213 257H214V256H213ZM215 257H216V256H215ZM9 258L12 260L11 257H9ZM32 258H34V257H32ZM36 258H37V257H36ZM54 258H55V257H54ZM62 258H63V257H62ZM99 258H100V257L96 258L97 263H95V262H96V261H95V262H94L95 264H102L103 261L101 260V258H100V259H99ZM115 258H114V259H115ZM133 258H134V257H133ZM147 258H150V257H147ZM164 258H163V259H164ZM193 258H194V256H193ZM203 258H204V257H203ZM235 258H236V257H235ZM1 259H2V258H1ZM27 259H28V258H26V260H27ZM30 259H31V258H30ZM37 259H38V258H37ZM41 259H42V258H41ZM45 259H46V258H45ZM58 259H59V258H58ZM64 259H66V258H64ZM85 259H86V258H85ZM85 259H84V260H85ZM114 259H113V260H114ZM116 259H118V258H116ZM130 259H132V257H131ZM160 259H161V258H160ZM165 259H166V258H165ZM199 259L202 260V258H200V257H199ZM204 259H207V258L205 257ZM204 259H203V260H204ZM231 259H232V258H231ZM246 259H247V258H246ZM7 260H8V256H7L6 261H7ZM11 260H10V262H11ZM15 260H17V259H15ZM56 260H57V257H56ZM56 260H54V261H56ZM93 260H95V259L92 258V261H93ZM124 260H125V259H124ZM155 260H156V259H155ZM197 260H198V259H197ZM228 260H230V258H229ZM13 261H14V259H13ZM54 261H53V263H54ZM67 261H68V260H67ZM85 261H86V260H85ZM85 261H84V262H85ZM90 261H91V260H90ZM92 261L90 262L91 264H93ZM105 261H104L103 263H105ZM115 261H116V260H115ZM117 261H118V260H117ZM122 261H123V260H122ZM126 261H127V260H126ZM131 261H132V260H131ZM153 261H154V260H153ZM156 261H157V260H156ZM191 261L193 262V260H191ZM198 261H199V260H198ZM198 261H197V262H198ZM204 261H205V260H204ZM207 261H208V260H207ZM226 261H227V260H226ZM232 261H233V260H232ZM244 261H245V259H244ZM244 261H243V264H244ZM3 262H4V261H3ZM3 262H2V263H3ZM25 262H26V261H25ZM27 262H28V261H27ZM43 262H44V261H43ZM50 262H51V261H50ZM57 262H59V260H58ZM57 262H56V263H57ZM61 262H62V261H61ZM73 262H74V261H73ZM79 262H80V261H79ZM119 262H120V261H119ZM135 262H136V261H135ZM174 262H175V261H174ZM197 262H196V264H197ZM199 262H200V261H199ZM230 262H231V260L228 262V264H231V263H232V262H231V263H230ZM237 262H238V261H237ZM240 262H241V261H240ZM21 263H22V262H21ZM74 263H75V262H74ZM81 263H82V262H81ZM88 263H89V262H88ZM90 263H89V264H90ZM106 263H105V264H106ZM157 263H158V262H157ZM162 263H163V262H162ZM165 263H166V262H165ZM170 263H171V262H170ZM200 263H201V262H200ZM208 263H210V262L208 261ZM51 264H52V263H51ZM54 264H55V263H54ZM113 264H114V263H113ZM116 264H117V262H116ZM121 264H122V263H121ZM133 264H134V263H133ZM139 264H140V263H139ZM176 264H177V263H176ZM201 264H202V263H201ZM206 264H207V263H206ZM214 264H215V263H214ZM225 264H226V262H225ZM251 264H252V263H251ZM257 264H258V263H257ZM261 264H264V263L262 262Z\"/></svg>",
    "mask_w": 264,
    "mask_h": 264
}]
</instances>
